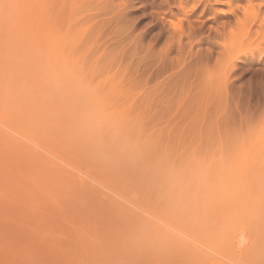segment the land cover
Returning a JSON list of instances; mask_svg holds the SVG:
<instances>
[{
    "label": "bare ground",
    "instance_id": "obj_1",
    "mask_svg": "<svg viewBox=\"0 0 264 264\" xmlns=\"http://www.w3.org/2000/svg\"><path fill=\"white\" fill-rule=\"evenodd\" d=\"M50 1L49 0H0V144L1 143L3 144V145L1 144L0 146V155H1L0 157H2V155L3 156L5 155L4 157H6L5 153H8V151H5V150H9V153L7 155L10 158L12 157V159H10L9 161L13 160V157H14L12 164H10L12 166H9L11 169L8 167V165H5L6 163L4 165L2 164V166L0 164L1 166L0 167V185L5 186L1 188L0 191L6 188L4 192L7 191L6 192V195L8 193L7 198L9 199V201L11 200V203H14V204H16V202L19 203L15 199V197L16 198L22 197L24 193L25 197L28 198L29 196L33 195L35 191L36 193L38 191L40 193L39 195L41 196L43 195L42 197L46 198L45 201L49 202L47 204H49L50 207L52 205L51 209L53 212H58L59 209H61L63 210V212L61 211L63 215L66 213V209H68L69 206L72 205L74 207L75 204H73L72 202L73 201L72 198H74L73 195H76L78 199L80 198V200H78V204L80 205V207L79 205L76 206V208L78 207V209L80 210V213L78 214L79 211L78 212L75 211L76 212L75 213L72 207H71L70 212H69V209L67 211V213H70V214H67L68 216L71 215V211L74 212V213L72 212L74 216L72 217L71 215L72 220L75 221L74 225L72 224V222L71 224L69 223L68 220L70 217H67V215H64V218L68 222L66 223L67 226L68 225L72 226L70 227L71 229L73 228L76 231H78L77 232L78 234H77L76 231H74L75 232L74 233L73 230L71 231V229H66L67 232L69 231L70 232L69 234L68 233L64 234V235L67 234L66 236L69 235L68 236L69 238L73 236V233L76 234L75 236L77 238H74L73 236V240L75 242L77 241L76 243L73 242V245H75L74 249L77 250L76 248H80L78 249V253H76L77 251L76 252L72 251L73 255H69L68 252L71 251L72 247H70L71 248L70 250L68 248V245H66L67 246L66 248L63 247V249H65V251L63 250L64 253H68L67 255H69L70 257L74 256L75 255L74 253H76L77 257L74 256V259H76V262H74L75 260L72 258L73 261L71 263L79 264L78 260L80 264L82 262H83L82 264L88 263V260L86 259H89L90 256L93 254L88 253L89 254V258H88L86 257L88 256V254L84 252H88L89 250H92L94 253L95 248H97L98 251L96 250L97 252H95L96 255L94 256L95 260L94 259L92 260L90 258L89 259L90 262L88 264H91L92 262H93L92 264H100V263L103 264V262L106 259H107L106 263L104 262V264H107L108 261H110L108 264H111V263L113 264L112 261H114V263L116 262V264H119L117 263L116 260L117 259L120 260L119 258L121 257L123 258V260H121L120 264H123L125 261L127 262L128 260H130L129 258L136 255L137 252L139 254H137L136 256L139 255L138 257L140 259L136 260L134 259L135 257L134 256L133 259L131 258L130 262L128 261L129 263L125 262L124 264H131L132 261L135 262L134 264H138L136 262H138L139 260H141V262L139 261L140 262L139 264H147L146 263L147 261L149 262L152 261L153 264H264V123L262 125L260 124V127H257V129L255 130L251 129L252 130L251 132V130L249 129L250 126L248 125L249 128L247 127L246 121L241 122L239 120L243 125H245L244 122L246 123L247 128H244L245 130L249 129L247 130V133L246 132L244 133L243 132L244 129H242L241 131L237 129L236 122H238V125H239V121H236L235 122L236 129L240 131L241 133L243 132L242 134H245V135L243 136L244 137L243 138L244 140H242L243 143L242 145H240L241 140H239L240 139L239 136H241L242 134H240L239 132L240 135L239 136L237 135L239 139L236 136H235L236 138L233 137L235 139H238L235 141H239L237 143L233 139V141L235 142L234 143L232 142L230 138L231 136L229 135L233 131H231V133L229 132L228 137L230 136L229 139L234 145V146H231L233 148L231 149L229 148V146L232 145L231 142H229L230 143V145L228 144L229 146L225 144L227 147H225L222 144V142L224 141L226 137L222 138L223 140L221 139L220 136L222 135L221 134L222 131H221V128L219 129L218 127L219 125L217 126L218 128L216 129L218 132L220 131L219 132L220 136L219 134H217L220 137L219 139L216 137L217 135H215L216 131L214 134V132L210 133L211 130L208 131L209 129L206 130L203 128L204 127L203 125H205V123L207 122V121L205 122L206 119L209 120V126H211L210 125L211 120L209 118L211 116L209 115L211 110L209 112L206 111V114H205L206 116L204 115V119L202 117V121L204 120L203 123L201 120L200 122L197 120L198 122L195 123V120H196L195 117H197L195 116L196 112L193 110L195 108L190 106L191 108L189 107L187 108L189 111L188 110H186V112L182 111L183 115L186 114L187 112L191 113V111L193 110V112H195L194 115L192 114L193 115L192 118L194 117L193 118L194 123L195 124L202 123L200 124V126L202 125L203 127L199 126L201 129H204L205 132L207 131L206 133L209 132L210 135L214 134V136L212 135L211 138L209 137L210 140L212 139L213 141L212 140L209 141V139H207L208 137L206 136V133L201 134V129L199 130L198 128V131H197L195 129V126H193L194 129L192 127L193 131L196 130L198 133H200V134H197L198 137L197 135L194 136L192 134L195 138L197 137L196 141L199 138L198 143L202 144V145L199 144L200 145L199 147L200 150H199L197 146L193 145L195 142L194 138L193 140H190L191 143H189V141L185 139L186 137H184V135L190 136L188 132L192 131L191 126L194 124L192 123L193 122L192 119H191L192 122L190 121L192 125L189 124L190 129L187 126L189 131L188 129L187 130L185 129L184 132L182 131L184 128V125H186V122L184 120L186 119L188 114L185 116L181 115L182 118H180L179 114L176 115L181 119V121L183 120V117H184L183 121L185 123L184 125L180 124L183 126L181 129H179L180 133L178 130H174L175 128L174 129L172 128L173 126L172 120H171L172 123L171 121L169 122L171 124L168 123V121L170 120L169 118L172 117L174 114L173 111L171 112V114L172 113L173 114L168 118V121L166 122H160L162 119H164V117L162 118L163 116L162 114H161L162 115L161 120H157L159 116L155 118L153 115L152 116L154 117L153 119L154 120L156 119L157 121H159L160 123L158 122L157 123L161 124L160 126H162V129L164 130L162 131L159 125L157 126L155 124H151L153 125V127L150 125L152 128H150V126H148V128H150L151 130L154 128V125H155L156 131L154 132L155 130L154 129L153 132H150L153 135L151 134L149 135V133L147 132L148 133L147 135L146 131H149V129L147 130L146 128L147 126L144 125L143 122H146L145 120H147L148 118L151 119L152 117L151 118L149 117L150 114L151 115L154 114L156 110L159 109L160 111H163L165 108L167 109L168 108L167 105L161 104L162 102L161 100V102L159 101L160 108L156 107V105L153 106L151 105L153 103V97H151L152 100L150 101L148 99L150 104L147 105L148 107L146 108L150 109L149 107L153 106V109H155L154 107H156V110H153L150 113L149 112L150 110L147 111V109H145L142 105L141 106L143 108L141 107V110H140V107H137V106L135 107L133 106L132 103L131 105L133 106V108L131 105H130L131 108H128L125 105L128 104L130 99L127 102V101H124V98H123V96H126V95L128 96L132 92L133 93L136 92L137 94L138 92H140L138 90H137L138 92L135 91L136 89H138L134 87V85L135 86L137 85L136 83L140 81H143V82L146 81V83H149V81H151L152 79H153L152 82H155L156 80L160 78L162 79V81L161 82L156 81L158 84H156L155 82L153 84L150 83L149 85L152 84V85L158 86L159 88L164 86L162 87L163 89L162 88L161 89L162 91L163 90L165 91L164 94H166L165 95L166 97L167 95L170 94V93L167 94L169 91H172L170 94L172 95V97L174 96L173 95L174 92H175V95L176 94L181 95V93H178L181 90V92H184V96L187 95L186 96L187 98L184 97L185 99L184 101L186 102H188L187 100L192 101L191 105L193 104L194 99L199 96H201L199 97V99L201 98L202 100L203 98L204 99H207L209 97L213 98V96L215 98V95L216 97H220L218 94L221 92L220 90L222 87H219V86L222 82L225 86L226 82H224L225 80L223 79L225 78L224 75H226V73L230 74L231 70L229 72H225V74L224 73L219 74L217 73V70L216 71H214L215 69L212 70L213 67L211 65L210 71L208 72V69H207L209 66L208 64L213 59H216L215 57L217 56L221 57L226 52V50H228L227 52L231 53V56L230 54L226 52L227 54H224V56L221 57L223 62L222 60H218V64H216L217 61L214 64L218 66L222 64V65H225V67L226 66L230 67L229 64L232 63L233 66L232 65L231 66L236 68V64L238 63V62L236 63V60L238 58H241L240 54L246 47H242L241 45L240 47L241 49L239 48V46L235 48L236 46H233V41L236 40L234 43V45H236L237 43L236 38L240 37L239 31H241V29L239 30V28L242 26V29H244L243 24L245 22L248 23L250 21L248 25L252 23H255V24L257 23L254 21V19L256 18V14L254 13L253 8L256 7L257 10H261L260 8L261 6H263L264 0H244V1L243 0H164L163 1L164 3L160 5L161 8L159 7L161 9L160 12L155 11V10H152V12L149 11L151 12V14L149 15L152 16L151 17L152 18L151 24L153 23L152 27L154 28L159 27L158 30H160L158 31L157 35L155 33L154 35L155 37L152 36V38L154 39L149 38L150 42H149V39H147L149 43L144 42L145 39L143 38L145 37H142V35L144 34L142 32L143 30L141 31L143 34L140 33L141 35H137L139 33L138 29L136 31L138 32L137 34L130 31L132 30L130 27H133V26H131V24L128 23L127 10L128 8L134 6L133 2L135 0H122L123 2H121L120 0L121 3L120 2L116 3L115 0H100L101 2L100 1L98 2L97 7H99V3H101L102 8L100 9V11H102L103 9L104 13L102 15H97L93 18H90L91 16H89V13H86L85 11V13L84 12L83 13H84V16L85 14H88L86 15L87 20H85V18H82L83 16L81 17L82 9L85 6V2L83 3L82 0H80L79 1L80 5L78 6V3H76L75 0H74L75 3L73 2V0H70L72 6L75 7V9L76 7L79 9V7L82 6V3H83V7L81 11L80 10L78 11L76 9L77 10L76 12H78L76 14L77 15L80 14L78 15L79 17H76L75 13L73 17H72V13L70 14L69 20L67 19V24L65 23L66 24L65 26L67 27V29L66 27L63 26L64 23H62V26L64 27V31L62 32L60 28L57 29L58 27H61V25L58 26V23H60L59 20L60 19L62 20V18L65 19V17L68 18L67 16L69 15L70 9L72 6L68 4L69 0H59L58 3H57V0H52L54 1L52 4ZM212 2L213 4L215 2L217 4L224 5V7L221 8L220 6V8H214L215 5L213 6ZM244 2H247V5ZM225 5H226V8H225ZM251 5L253 8L251 7ZM165 6H168V8L163 10V7ZM189 6L194 8L193 14L194 16L197 15V19H194L196 21L194 20L191 21L189 20L190 18L186 16L187 25L184 27H187V28H181L183 26L175 25L174 28L170 29L168 27L170 26L168 25V23L169 24L172 23V26H173L177 20L175 19V21L171 22L170 18H173V16H175L179 11L180 12L182 11V13L184 14L185 13L184 11H186L185 9L188 8ZM73 7L71 9V12H73V10L75 11ZM174 8L178 9V12L176 14H175ZM84 9L86 8L84 7ZM100 11L98 13H100ZM209 12L213 13L215 21H218L217 16L219 14L223 16L228 15V14L233 15L234 22L232 21V23H235L236 26L238 25L237 26L238 28H236V32L238 30L239 31L237 33L233 31L234 29L231 30L232 24L229 23V21H227L228 23H226V21L224 23L221 22L220 27H219L220 24L217 23L216 29H214L215 27H210V29L208 30L209 33L212 31L215 34L217 33L219 34L222 30L225 31L227 28L229 29L231 28L229 30L230 31L229 35L226 32L227 37H225L228 39L229 43L226 42L227 39L226 40L224 39L225 43L229 45L232 44L230 45L231 46L230 50L228 49L230 48L229 45L224 44V41L221 43L219 40H217L220 43H218L217 41L215 43L214 42L215 40L213 42L209 40L208 42L207 39H209L210 36H208V34L207 35L205 34L206 31L204 32V28L206 25H205V21L202 18H204L206 14ZM239 12L241 13L243 12L246 15V20L248 19V17L251 16V14L252 16L250 18H253V19L252 20L248 19L243 24H241ZM95 14H97V11ZM88 17L92 19V23L88 19ZM75 18H77L78 20ZM181 18H184V17L181 16ZM83 19L86 22L88 20L90 21V22H87V24L90 23L89 28H85L86 26H84L85 29H83L82 26H80V24L82 23L87 25L86 23L82 22ZM179 19H180V16L178 18V21ZM70 20L71 22L68 23V21ZM64 21L66 22V20ZM73 21L74 22L79 21L77 23V26H76V22H75V26L73 25L71 26V24L74 23ZM135 21L137 20L135 19ZM245 24L244 26H247V24L246 25ZM68 25H70V27ZM257 26H259L262 29L261 31L263 32L264 22L262 21V23H258ZM72 27L75 28L73 29V31L71 30ZM77 27L84 31L80 33ZM247 27H250V26H247ZM85 30H88V31L85 32ZM232 32L236 34L233 33L234 36L233 35L230 36ZM70 35H75L77 36V38L74 39L75 36H70ZM202 35H206V36L202 37ZM200 36L202 38L199 39ZM249 36L251 37L250 34ZM195 39H199L197 43H195ZM80 40H82L81 42H83L81 45H80L81 43ZM161 40L163 42V43L161 42L163 46L160 47L159 45V48H154L155 44L157 45L158 42L160 43ZM203 42L204 44L206 42L209 43V46L207 48L204 46L205 49L204 48L202 49L201 44ZM70 45H72L73 48ZM74 45L75 46L77 45L75 50L80 51V53L75 51V53L77 52L76 56L73 55L74 52L72 51L75 47ZM83 45H84V49H82L83 51L81 49L80 50L77 49L78 47L80 48ZM237 45H239V41ZM69 47H71L72 50ZM232 47L234 48L232 49ZM154 49H158V50H154ZM239 49L241 50V53L238 54V56L240 55V57L236 58L234 55H235V52ZM254 49L256 48L254 47ZM70 51H72L73 54L70 53ZM230 51L232 52L234 51L233 52L234 54ZM128 54H131V56L134 54L135 55L143 54V56H140L141 58L139 57L140 62L137 59L138 55L136 56L137 58L135 56H132V58L133 57L136 58L135 62H133L134 60H132L131 56H128ZM225 55H228V56H225ZM143 57L147 58V60L146 59L143 60L142 59ZM229 57L231 60L229 59ZM258 57L260 58V55ZM130 58L132 61L130 60ZM232 58L234 59L232 60ZM127 60L129 62L131 61L132 63H134V66L132 65L133 68L130 67L131 65H129L131 64V62L128 63ZM219 61H220V64H219ZM140 63H141V66L143 65L142 67L139 66ZM136 64L138 65V67ZM204 66H206L207 73L205 72V69H203L205 68ZM127 69H129L134 75L130 71H126ZM132 69H134V72ZM200 69L201 70L203 69L202 72L204 71L205 73V74L202 73V76L204 75L206 77L207 74H210L209 77L214 78L215 80L213 79L214 80L213 81L211 78L208 80L207 79L208 77L205 78L203 76V78H201L202 76H198L199 73H197L198 72L197 70H200ZM201 70L199 71L200 75H201ZM128 72L131 73V77L129 78H127L130 75L128 74ZM104 73H106L108 77V78H105V80H103L104 78L103 76H106ZM121 73H123L124 77H120ZM194 73L197 77H195ZM215 73L218 74L219 77L218 75L216 76ZM102 74L103 76H101ZM213 74H215V77ZM136 75L137 77H135ZM132 76L135 78L133 79ZM146 76L150 77L151 80H149L150 78L147 79ZM229 76H227V78H229ZM231 76H230V79H231ZM93 77H96L95 78L96 80L97 78L100 79L102 77L101 78L102 82L101 80H99L100 82L97 80L98 83L97 81L95 83V80ZM199 77L201 78V80ZM110 78L113 82L117 78L119 80L117 79L113 83L112 81L109 80ZM124 78L129 79L128 80L129 83L125 84V86L129 87V89H126V90L124 87H122L124 85L123 83L127 82V80L125 79L126 80L125 81ZM227 78L226 80H229ZM195 81L198 82V84L195 85ZM204 81L206 82L204 83ZM210 81L211 82L213 81L212 84L210 83ZM218 82H220L219 86H214V85H218ZM110 83L111 85L115 83L117 84L119 83L120 86L115 84L117 87L113 86L115 88L113 92L112 89L114 88L110 85ZM228 84L229 86H231L230 83H227V85ZM181 85L183 86V88L181 87ZM227 85L225 87H227ZM229 86H228V89H229ZM130 87H132L133 89L132 88L130 89ZM212 87H214L215 89L214 88L212 89ZM217 87H219L220 90ZM123 88L125 91L123 90ZM216 88L218 89L219 92H217ZM110 90L112 91V94L111 92H109ZM127 90L128 91L130 90L132 92L128 93ZM149 90L151 91L150 88ZM159 90L160 89H158L157 91ZM166 90H168V92ZM224 90L227 91V88ZM214 92H216L217 94ZM116 93H118V96ZM209 93L214 94V95L209 96L208 95ZM158 94L159 96H161L160 94H162V92L160 93L158 92L156 95L155 94L154 95L157 96ZM164 94L162 96H164ZM120 96H122L121 99L123 98V101H122L123 103L121 102V105L116 104L118 102H115V101H118L119 99L118 97ZM146 96H147V93H146ZM166 97L164 98L166 99ZM172 97L170 96V98L168 97L167 98L171 99ZM226 97L227 96L224 97L226 101L225 104H227L228 102ZM112 98H114V101ZM121 99L119 100L121 101ZM178 99H175V100L179 101ZM110 100H112L111 103H110ZM156 100H160V99L157 98ZM181 100L182 99H180L179 101L180 103L178 102H177L178 104L176 103L178 106L182 104ZM184 101H183V104H184ZM196 101L194 104H196ZM204 101L205 100H203V102ZM207 101L205 102L209 104ZM108 102L110 105L108 104ZM203 102L201 103L204 104L205 102L204 103ZM212 102L213 101H211V103ZM224 102H222V105L219 104L221 103V101L218 104L223 107ZM169 103L167 101L168 105ZM211 103H210V106L212 108V111H211V114H212L214 113L213 110H215L214 108L215 106L213 107ZM216 103L217 102L215 101L214 104ZM111 104L112 106L113 105L114 106L111 107ZM183 104L179 107L181 109H178V110H182ZM202 104H200V106ZM218 104L216 105L218 106ZM115 105L119 109L114 108ZM117 105H119V107ZM177 105L174 104L173 107L175 108V106L177 107ZM184 105H190V103L189 104L186 103ZM120 106L121 107L125 106V107L121 108ZM196 106L197 104L195 105V107ZM205 107L204 109L202 108H198V109L202 110L201 112H205ZM211 108L208 106V109L206 110H209ZM144 109L146 112L144 111ZM224 109H226V105ZM139 110L141 112L143 110V114H141ZM169 110L170 109H168V111ZM216 110H218V108ZM137 111H138V114H137ZM220 111H221V108H220ZM156 112H159V111H156ZM178 112L177 110L175 111V113H178ZM221 112L225 113L224 111H221ZM221 112L218 113L219 118L218 117L216 118L217 115L214 114L213 119L214 120L215 118L218 119L217 122H221L219 120L221 117ZM146 113L148 114V116H146ZM167 113L165 115L166 119H167ZM256 113H257V110H256ZM131 114H133L134 117ZM144 114L146 116V119H143V117H145ZM139 115L141 116V118ZM260 115L261 114H259V116ZM262 115H263V111H262ZM200 116H203V114L201 113ZM227 116H228L227 113L225 115L222 114L221 119ZM132 118L134 122L135 121L136 122L138 121V122L135 124L132 121ZM198 118L200 117L198 116L197 119ZM188 119H189V116H188ZM257 119L259 120V123H261L262 119L264 120V117H262L261 120L259 118ZM176 120H177L176 123L179 125L178 123L179 120L176 119L175 117V121ZM256 121H250V122L252 123L254 122L255 124ZM150 123H153V122L150 121ZM163 123H166V124H163ZM187 123H189V121ZM259 123L256 122V124H259ZM145 124H148V123H145ZM177 124L174 126H177ZM254 124H252L251 128L256 126ZM139 125H141L142 127ZM140 127L143 128V130ZM196 131H194L193 133L196 134ZM248 132L249 133L251 132V133L249 134ZM233 133H235V131ZM72 134L74 135L73 137H75V140L73 139ZM246 134L249 135L248 138ZM182 135L183 137H181ZM192 135H191V139H192ZM204 135L206 136V139L208 140L207 143H209L207 144V146L205 145L206 139ZM189 136L187 137L190 138ZM179 137H181L182 139L181 138L179 139ZM215 138L219 142V144L218 142L217 144L218 145L221 144V146H223L221 150H219L221 146L217 148L218 146L215 145L216 144ZM220 139H221V143L219 141ZM68 141L69 142L71 141L70 142L71 144H69ZM76 141H78L77 142L78 145L76 144ZM226 141H224L223 143H226ZM73 142L75 143V145H77L76 148L74 147L75 145L73 144ZM211 142L213 144H211ZM236 143L238 144V146H236L237 145ZM203 144L205 146V149H204ZM189 146H190L189 150L191 149L190 150L191 152L188 150ZM184 147L187 148V151L189 152H187ZM208 147H209V150H208ZM176 148H178L180 152L182 150V154L184 153L183 155H185V152L187 154L185 156H181V153ZM213 148H215L216 150H214ZM212 149L214 150V153ZM208 151L209 153L211 151L210 155H212L213 153L212 157L210 156L211 158L209 157V159H208L209 155L205 157V154L206 155L209 154ZM218 151L220 152V154L217 155V153H219ZM202 153L203 154L205 153L204 156L201 155ZM23 156L25 157L24 160H23ZM15 157L18 160L17 163L15 162ZM35 160H37L38 163ZM23 161H27L26 165L28 167L29 165H32V166L35 165L33 166L35 167V170L32 172L31 167L28 168L24 166ZM41 162L43 163V166L41 165L42 164ZM15 163H16L17 168L14 167ZM19 163H21V166H24V167L20 168L18 166ZM44 165H45V169H44ZM39 167L43 168V171L45 170V172H43V175L42 173L41 175L44 177L48 176L50 177V179L52 178L53 181H57V180H54V177L55 179H59L60 177H62L63 173L61 171L67 172L66 173L67 176L70 177L69 180L72 178V176L74 177L71 180V184L68 180H66L65 174H63L62 180L61 178L60 180H58V183L59 181L63 182L64 180L67 182V186L63 187V191L65 190V192L66 191L67 192L66 193L64 192L62 196L66 195L65 197H63V199L65 200L70 199L69 196L72 197L70 199L71 201L66 200L67 202H65L67 204L72 202V204H69L68 206L66 204V207L68 208L63 206L65 205V203L62 204V206L60 207L58 206V205H61L60 203L61 201L59 200V203H58V200H57V199H60L61 197L59 188L57 187L58 189H55L56 187L55 184H54L55 187H52V184H49L51 187L47 184L49 182L51 183L52 180L47 182L46 180L48 177L46 179H43L44 178L43 177L42 178L43 180L40 178L41 181L35 178L36 175L39 176L38 175L40 172V170L38 171V169H40ZM46 167H49L48 168L49 171L52 169V171L50 172L48 171L47 176H46L47 174ZM3 168L5 169L7 168V170L5 169L2 170ZM18 168H20V170L23 169V172L19 170V172L17 173ZM25 168L26 170H24ZM28 169L31 170L33 175ZM55 169L57 172L55 171ZM15 170L16 172H14ZM59 170L61 173L59 172ZM7 171L10 174V176L8 175V173H6ZM29 174L31 177L28 176ZM57 174H58V178H56ZM2 175L3 177L6 175V177L3 178ZM13 175H15L16 177ZM7 177H8V181L6 179ZM13 177L17 181H19V184H15V185L12 184L14 181H16L13 179ZM28 179H31V180L27 181ZM2 180L4 182H2ZM17 181L15 183H18ZM33 181L35 182L33 183ZM72 181H74V184L77 185L78 187L73 184L75 188L73 187V190L71 191L70 187L72 186ZM24 182L26 183V186L28 187L25 186ZM27 182L29 185L27 184ZM31 183L33 185H31ZM39 183L41 186L39 185ZM43 183H44V186H43ZM11 184L13 186L12 188L9 187ZM62 184H64L65 186L64 182ZM68 184H70L69 187H68ZM82 184L85 186H82ZM19 185L21 188L19 187ZM29 186L30 187L32 186V189L34 188L33 194H28V193H31L30 190H32V189L27 190ZM45 186L46 188H44ZM59 187L62 188V186H59ZM87 187H88V190H87ZM16 188L19 190L20 189L22 190V188H26V190L25 191L22 190L23 192L22 193ZM35 188L37 189L35 190ZM47 188H48V191L46 190ZM51 188L55 189L53 193H51L52 191L49 190ZM76 188L78 189V191ZM15 189L17 190V192ZM84 189L87 190L88 194L87 192L84 193L85 192ZM68 190H70L72 194L69 195ZM89 190H92V191H89ZM9 191L10 193L11 192L12 193L9 194ZM74 191H77L79 195L76 192L73 193ZM61 192H62V189H61ZM15 193H17L18 195L20 193V195L22 196L20 195L18 196ZM36 193H35V196H36ZM54 193L59 194V195L58 194L56 195L57 198L54 196L55 195ZM26 194H28L29 196L27 197ZM92 194L93 195L95 194V195L93 196ZM1 195L4 196V198L2 196L3 199L1 198ZM13 195L14 196L17 195V196H15L13 199L11 198L13 197ZM39 195L37 196L40 199ZM48 195L51 197V201H47V200H50L49 199L50 197ZM95 196L97 198L100 196L101 198L104 197L106 199V201L109 203V206L107 203L106 205L108 207L106 208V205L103 204L105 201L104 198H102L103 200L101 199L103 203L100 202V205L101 207L105 206V209L107 210H109V208H112L111 209L112 214H116L117 211H119L118 212L119 215L116 214L117 216L115 215V220L114 221L112 220L113 223L110 221L111 219L107 217L110 215H111L110 217H112V214L109 213L106 216L104 213L108 212L107 210L104 211L103 213L101 207L99 208L98 206L99 203H97L99 199L95 198ZM0 198L2 200V201L0 200V202L3 205V203L7 200L3 192L2 193L0 192ZM22 198H24V196ZM22 198H20V201L23 202L26 200V199L22 200ZM38 198L36 197L37 200ZM30 200H35V199L31 198ZM52 201H53V204H50V202L52 203ZM84 201L86 202L85 204H83ZM93 201L96 202L97 204L94 203ZM22 202H20V204H22ZM26 202H25V205L30 207V205L26 204ZM46 202H43V203H46ZM1 204H0V208H1L0 212L3 211V214H0V217H1L0 219H2V217L4 218L5 216H9L7 212L9 213L11 211L10 210L11 205H9L10 208H8L9 206L7 202L3 206H1ZM32 204L34 205L33 202ZM33 205H31V208H30L32 209L31 211L37 212L33 210L32 208ZM85 205L86 206L88 205L89 207L93 206L92 210H90L91 208H89L88 206L87 208ZM95 205L96 207L98 206L97 208L100 210V212H102L101 214L97 215L98 210L95 211L96 208L93 209ZM23 206H24V202H23ZM56 206L59 207L58 211L53 209V207L55 208ZM81 206H84V207H81ZM24 207H22L21 209H23ZM29 207H26L28 208V211H30ZM12 208L14 210V207ZM18 208L20 207L17 206V210L19 211H17L16 209H15L16 210L15 213H13L15 210L12 211L14 216L16 214L15 217L12 215L11 212H10L11 217L12 216L13 217L12 218L6 217L8 218V220L9 218H11V220H13L14 218V220L11 222L13 225L9 226L5 222V224L9 227L7 228L6 226L7 229H10L11 227L15 225L14 221H15V218L17 217V213H19L18 215H20V218L23 217V219L24 218L28 219L27 223L28 221L31 223L32 220L30 221L29 216H27V214H24V216H22L23 214H21L22 213L21 209H18ZM76 208L75 210H77ZM84 208H87V209L85 210ZM55 209H57V207ZM114 209L117 211L114 212L115 211ZM83 210H85V215L82 214ZM86 211H88L89 213H91V211L92 212L95 211L96 214L94 213L88 214V212ZM42 214L43 213L41 214L35 213L36 218L32 217V219L33 218L35 219L33 220V222L36 223L37 217H39L37 215L41 216ZM59 214L60 213L58 212V215ZM86 215H89V216H86ZM104 215L106 218L104 217ZM75 216H76V220L74 218ZM82 216H83V219H82ZM94 216L95 217L97 216V219L95 218L94 220ZM43 217L41 216L40 219L41 218L43 219ZM87 217H89L90 220L94 221L93 226L90 225L92 224V222L89 221ZM90 217L91 218L93 217V218L91 219ZM99 217L101 218V220H99ZM103 217L104 219H107V218L108 219L104 220ZM6 218L4 219L7 221ZM78 218L82 219V221L81 220L79 221ZM85 218L88 220H86ZM116 219H120L119 220L120 222ZM17 220L20 222L19 218ZM96 220L97 221L99 220V223L101 224L100 227H98L100 225L99 223H97L98 225L96 224L97 222ZM0 221H3V220H0ZM18 221H16L15 223H17ZM44 221H42L43 224H40L42 222H40V220L38 219V222L36 223V225L39 226L38 224H40L39 228H44L46 224V222ZM101 221L103 224L101 223ZM105 221H107V223ZM49 222L47 224V227L48 226L50 227L52 225L50 228H52L53 230L49 228L51 230L50 231L46 227V229L48 230L47 232H44L46 231L45 228L44 230L43 229L40 230L38 229V227L37 228L34 227L35 224L33 223H32L33 225L32 230L33 229L34 230L33 231L29 230L30 233L29 231L26 230V224H23L25 228L24 226L23 228L21 226L20 229H23L22 232H25V234L28 233L29 235V234L34 233L36 236H37V233L41 231L38 233V237H39V234L40 236L42 235L40 238L41 242L44 241L43 240L44 238L42 237H45L47 233H49L46 236V238L48 237L49 238L48 242L51 243L52 241L50 240L51 238L50 236L54 234L55 231L57 232L58 229L56 230V228L59 225L57 224V221H55L56 222L55 225L49 224ZM76 223L77 224L79 223L78 226ZM116 223L118 224L117 226H116ZM19 224H17L18 227L21 225ZM59 224H60L59 229L63 230L62 229L63 225L61 223ZM85 224L87 225L85 226ZM104 224L106 226L105 233L107 234V236L103 232L104 231L103 227H105ZM0 225H4V224H0ZM42 225L44 226L42 227ZM80 225L81 227H84L86 229L81 228ZM29 226L31 227V225ZM29 226L27 227V229L29 228ZM76 226L79 228H77ZM95 226L98 228L94 230ZM115 226H116V230H114ZM4 227H1V228L4 229ZM76 228L79 230H77ZM36 229L39 231H37ZM11 230H14V227ZM11 230L10 232H8V230L4 229V234L7 233L13 236L14 233L12 234V232H14L15 230L14 231H11ZM85 230H87V232ZM92 230L94 232L97 230L96 231L98 232L97 234L100 233L99 236L96 235L98 236L97 237L98 239L103 238L104 234H105L104 237L111 236V234L113 235L116 234L115 236L116 238L113 235L112 236L116 240L119 238L120 239L123 238V240H121L123 243V246H122V243L119 244L121 241L119 242V240H117L118 242L117 241L116 242L119 247L118 249L116 247L114 248V246H116L115 244L116 242L115 240L112 239L113 238L112 236H111L112 238L109 237L112 239L111 241L109 240V238L106 239L107 241H105L104 238H103L104 240L102 239L98 240L100 243H101V240L103 241L100 245L103 244L104 246L105 244L106 246L104 247H107V244L110 243V245H108V248H104L103 246H98L97 244L98 241L95 240L97 239L96 236L94 239L95 241L94 240L92 241V239L90 238L91 236L95 235V233L92 232ZM106 230H108L109 232L108 231L106 232ZM52 231L54 233H52ZM41 233H44L45 235ZM86 233L88 234V236ZM17 234H19V232ZM86 237L90 238L91 240L90 239H89L90 241L87 240ZM48 238L46 240H48ZM85 238L89 243V245L86 244L87 247H85L86 245L85 246L83 245L84 243H86ZM35 239H34V242H35ZM22 240L23 239L21 238V241ZM40 241H37V242H40ZM12 242L14 243L13 240ZM43 243L46 246V242L44 241ZM50 243H48L47 244L48 246L46 247L48 248L50 246L48 250H51L50 249L52 246L51 244H53V243L51 244ZM77 243L79 245L82 244L81 247L79 245H78L79 247H76ZM124 243L128 247V249L127 247H124ZM126 243H128L129 245ZM58 244L61 245V242H58ZM70 244L71 243H69V245ZM129 247L131 249L130 251H132L133 253L136 252V254L133 255L132 252H129ZM120 248H122L125 251L122 252L123 250ZM109 249H112V250H109ZM66 250H68V252ZM118 250L119 251L122 250L121 251L122 253L119 252ZM3 251L5 252V254L3 253ZM3 251L1 254H3L4 256L5 255L7 256L6 250H3ZM101 251L103 253H101ZM117 252H119V255ZM128 252L130 256L128 255ZM140 252L141 254L143 253L146 257H148V260L147 258L140 256L141 255ZM8 253H9V250H8ZM79 253L84 256H81ZM105 253H108V254H105ZM126 254L128 255V259L123 257V256H126ZM3 255H1L0 257H3ZM78 255H80V258H82L81 260L84 259L82 262ZM110 255L117 256V257L119 256V258L112 257L113 259L112 260L110 259L111 258ZM103 256L105 257V259L103 258ZM5 257H3V261L4 259L6 260L8 256L6 258ZM96 257H99L100 259L102 257L103 260L102 259L98 260V258ZM141 257L145 258L146 260L145 259H144L145 261L142 260L143 258ZM8 260H12L10 259V253H9ZM70 260L71 259L69 258V261ZM96 260L97 262L95 263ZM142 261H144V263ZM1 262L2 260L0 261V264ZM14 263L15 261L12 264Z\"/></svg>",
    "mask_w": 264,
    "mask_h": 264
},
{
    "label": "rangeland",
    "instance_id": "obj_2",
    "mask_svg": "<svg viewBox=\"0 0 264 264\" xmlns=\"http://www.w3.org/2000/svg\"><path fill=\"white\" fill-rule=\"evenodd\" d=\"M49 1H50V0H49ZM58 1H59V0H57V3H58ZM75 1H76V3H78V6H79V5H80V3H79L80 0H78V2H77V0H75ZM99 1H100V0H98V1H97V0H82L83 3L85 2V6H84V7H85L87 10L84 9V7H83V3H82V6L79 7V9H78L77 7H76V9H77L78 11H79V10L81 11V9H82V7H83V9H82V13H83V12L85 13V11H86V13H89V16H91L90 18H93V17H95V16H97V15H102V14L104 13L103 9H102V11H100V9L102 8V4L99 3V7H100V5H101V7H100V8L97 7ZM163 1H164V0H139V1L135 0V1H134L135 3L133 2V5H134V6L128 8L129 11L127 10V17H128L127 20H128V23H130L131 26H133V27H130V28L132 29V30H130V31H132V32H134V33H136V34L139 32L137 35H141V34L144 33V34L142 35V37H145V38H143V39H145V40H144L145 43L148 42L147 39H149V38H150V39H154V38H152V36L155 37V36H154L155 33H156V35H157L158 31H160V30H158L159 27H158V28H156V27H155V28L152 27V26H153V23L151 24V20H152L151 17H152V16L149 15V14H151L152 10H155V11L160 12V11H161V9H160V8H161L160 5H162V3H164ZM243 1H244V0H243ZM50 2H51V4H52L54 1L51 0ZM73 2H74V0H73ZM100 2H101V1H100ZM115 2H116V3H117V2H120V0H119V1H118V0H117V1L115 0ZM121 2H123V1L121 0ZM121 2H120V3H121ZM74 3H75V2H74ZM244 3L247 5V2H244ZM68 4H70V5L72 6L70 0L68 1ZM216 4H217V3L214 2V4H213V2H212V5H213V6L215 5L214 8H220V6H221V8L224 7V5H220V4H217V5H216ZM249 4H250V3H249ZM249 4H248V5H249ZM136 5H137V6H136ZM150 5H151V6H150ZM74 6H76V5H74ZM217 6H218V7H217ZM69 7H70V6H69ZM72 7H73V6H72ZM72 7H71V9H72ZM159 7H160V8H159ZM251 7H252V5H251ZM73 8L75 9V7H73ZM167 8H168V6H165V7H163V10H165V9H167ZM225 8H226V5H225ZM252 8H253V7H252ZM54 9H55V8H54ZM69 9H70V8H69ZM71 9H70V13H69V15L67 16L68 18L65 17V19L62 18V20H61V19L59 20L60 23H58V26L61 25V27H58L57 29L60 28V29H61V32L64 31V27H66L65 25L67 24V19L69 20V16H70L71 13H72V17H73V15H74V13H75V16H76V17H79L78 15H80V14H78V15L76 14V13H78V12H76V11H77L76 9H75V11L73 10V12H71ZM98 9H99L100 13H98V12H99ZM260 9H261V10H257L256 7L253 8L254 13L256 14V18L254 17V18H255L254 21L257 22L256 24H255V23H252V24H249V25H248V23H250V21H249L248 23L245 22V21H247L248 19H249V20H250V19H251V20L253 19V18H250V17L252 16V14H251V16L248 17V19L246 20V15H245L243 12H242V13L239 12L240 19H241V24H243V23L245 22V23L247 24V26H250V27L244 26V24H245V23H244V24H243L244 29H242V26H241V27L239 28V30L241 29V31L238 30L239 33H240V34L238 33V34L240 35V37H239V35H238L239 38H236V39H237V43H236V45H234V43H235L236 40L233 41V46H236L235 48H237V46H239V48H240L241 45H242V47H246V48L242 51V53H241V50H240L241 48L235 52V55H234V56H235L236 58L240 57V55H241V58H238V59L236 60V63L238 62V63L236 64V68H235V67H232V66H233L232 63L229 64L230 67L226 66L227 68L225 67V65H222V64L219 65V66L214 64V63H216V61H217L216 64H218V60H222L221 57L224 56V54H227V53H228V52H227L228 50H226L227 53L225 52L221 57H218V56L215 57L216 59H213V60L208 64L209 66L207 65V66H208V68H207V69H208V72L210 71V67H211V65H212V67H213L212 70H214V69H215L214 71L217 70V73H219V74H223V73L225 74V72H229V71L231 70L230 74L226 73V75H224L225 78H223V79L225 80L224 82H226L225 86L227 85V83H230L231 86H229V84H228L227 87H225L222 81H221L222 83L220 84V86H219V83H220V82H218V85H214V86L222 87L221 90L219 89V87H217V88L221 91V92L218 94L221 98H220V97H216V95H215V98H214V96H213V98H212V97H209L210 95H214V94H210V93H211V92H210V93L208 94L209 96L207 95L209 98H207V97H206L207 99H204L203 97H202V98H203V100H205V101H207V100L210 101V100H211V101H213L212 103H211V101H210V102L207 101L209 104H207L205 101H204V102H205V103H204L203 100H202L201 98H200V99H201L202 101L199 99V97H201V96H199V97H196L197 99H196V98L194 99L193 104L191 105L192 101H189V100H187V99H186V100H187L188 102L184 101V100H185L184 97L187 98V97H186L187 95L184 96V92H181V90H180V92H178V93H181V95L178 94L181 98H180L177 94L175 95V92H174V91H173V92H174V94H173L174 96L172 97V95H170L172 91H169V92H168V90H166V91L168 92L167 94L170 93L169 95L173 98V99H172V98H171V99H168V98H170V96L167 95V97H168V98H167V97L165 96L166 94H164L165 91H164V90L162 91V89H163L162 87H164V86H162V87H161L162 89H161V88H159L158 86L152 85V84L155 83L156 81H157V82H161L162 79L160 78V79H158V80H160V81L156 80L155 82H152L153 79L151 80V78L148 77V76H149V75H148V76H146V78H147V79L150 78L149 80H151V81H149V83H146V81H144L145 83H144L143 81H140V82H138L139 84L136 83L138 86H137V85H136V86L134 85L135 88H138V89H136V90L134 89V90H135V91H137V90L140 91V92L137 91L138 94H137L136 92L133 93L132 91H130V90L128 91V90H127L128 93H130V92H132V93H130L128 96L126 95L127 97H126V96H123L124 101H127V102H128V100L130 99V101H129L130 104H129V102H128V104L125 105V106H127L128 108H131V106H132L131 103H132L133 106H135V107H136V106H137V107H140V110H141V107H142V106H143L145 109H147V108H146V107H148L147 105L150 104V102L148 101V99L151 101V100H152L151 97H153V103L151 102V103H152L151 105H153V106L156 105V107H159V106H160V102H161V100H162L163 103L161 102V104H163V105H167L168 108L166 109V108H165L166 106H165L164 108H165L166 110L164 109L163 111H160L158 108H157L158 110H156V107H154L155 109H153V106H150V107H149L150 109H147V111L150 110V111H149L150 113H151V111H153V110H156V111H159V112H156V111H155L154 114H152V115L150 114L149 117L151 118V117L154 115V117L157 118V116H159L157 120H161V116L163 115L162 118L164 117V119H162L163 121L161 120L160 122H166V121H168V118L174 113L173 116L169 118L170 120L168 121V123L172 120L173 123H174V124H173L172 121H171V123H172V125H173L172 128H173V129L175 128L174 130H178V131H179V129H181V128L183 127L182 125H184V123L186 122V125H184V128H183V130H182V131L184 132L185 129L187 130V129L189 128V126L192 125V124L190 123V121L192 122V120H193L192 123H194V119H193L194 117L192 118V116L194 115L195 112H196V113H195V114H196L195 116H197V117L199 116V117H200V118H198V119H197V117H195V119H196V120H195V123H196V122H198V121L200 122V120L202 121V117H203V119H204V115L206 114V111H208V112H209L210 110L212 111V108H211V106H210V103H211L213 107L215 106V107H214L215 110H213V111H214V113H212L213 115L211 114V111H210V114H209V115H211L212 117H211V116H210V117L208 116V117H209L210 120H211V121H210V125H211V126L213 125V126H212V128H211V126H209V120H207V119L205 120V122L207 121L208 124H207V122H206L205 125H203L204 127H203L202 125H201V126H202L204 129H206V130L209 129L208 131H210V130L212 131V130L214 129L212 132L210 131V133H213V132H214V134H215V131H216V134H215V135L219 134V132H220V131L218 132L216 129H217L218 127H219V129L221 128V131H222L221 134H222V135L220 136V134H219V136L221 137V139L226 137L225 139H226L227 141L224 139V141H226V143H223L224 141L222 142V144H223L225 147H227V146L230 145L229 142H231V140H232V142H234L235 140H238L239 138L237 137V135L239 136V135L242 134L243 132H244V133H245V132L247 133V130H249V129H250V130H251V129H254V130H255V129H257V127H260V124L262 125V124L264 123V120L262 119V117H264V116H263V115H264V108H263V107H264V86H263V85H264V76H263V75H264V60H263V59H264V52H263V51H264V34H263V33H264V30H263V32H262V31H261L262 29H261L259 26H257V24H258V23H262V21L264 22V4H263V6H261ZM83 10H84V11H83ZM185 10H186V11H184V12H185V13H184L185 15H184V14L182 13V11H181V12H180V11L178 12V9H177V8H174L175 14H176L177 12H178V13H177L175 16H173V18H170V21L172 22V21H175V19H177V20H176L175 24L173 23V24H174L173 26H172V23H171V24L168 23V25L172 26V27L168 26L170 29H171V28H174L175 25L183 26V27H181V28H187V27H184V26L187 25V24H186V23H187V22H186V21H187V20H186V16L189 17V18H190L189 20H191V21H193L194 19H197V15L194 16V14H193V13H194V8H193V7L189 6V7L186 8ZM96 11H97V14H95ZM149 11H151V12H149ZM90 12H91L92 14H91ZM93 12H94V13H93ZM101 12H102V13H101ZM79 13H81V12H79ZM82 13H81V17L83 16L82 18H85V20H87V19H86V18H87L86 15H88V14H85V16H84V13H83V14H82ZM211 13H212V12L207 13L206 16H205L204 18H202V19L205 21V25H206L205 28H204V32L206 31L205 34H206V35L208 34V36H210L209 39H207L208 42H209V40H211L212 42L215 40L214 42L216 43V41L219 40V41L222 43V42L224 41V39H225V40L227 39V38H225V37H227L226 32H227V34L229 35V32H230L229 30H230L231 28H232L231 30L234 29L233 31L236 32V28H238V27H237L238 25L236 26L235 23H232V21L234 22V17H233V15H231V14H228V15H224V16H223V15H221V14L218 15V13H217V15H218V16H217L218 21H215V19H214V15H213V13H212V14H211ZM181 14H182V15H181ZM192 14H193L194 18H193V16H192ZM131 15H132V16H131ZM189 15H190V16H189ZM220 15H221V16H220ZM65 16H66V15H65ZM75 16H74V17H75ZM179 16H180V19H179V21H178ZM181 16L184 17V18H181ZM230 16H231V17H230ZM253 16H255V15H253ZM72 17H71V18H72ZM81 17H80V18H81ZM133 17H134V18H133ZM174 17H175V18H174ZM211 17H212V18H211ZM221 17H223V18H221ZM90 18L88 17V19H89V20L91 21V23H92V19H90ZM192 18H193V19H192ZM72 19H73V18H72ZM75 19H77V18H75ZM132 19H133L134 22L132 21ZM135 19H136L137 21H135ZM172 19H173V20H172ZM220 19H221V21H220ZM232 19H233V20H232ZM64 20H66V22H65ZM77 20H78V19H77ZM80 20H81V19H80ZM89 20H88L87 22H90ZM180 20H181V21H180ZM63 21H64V22H63ZM194 21H196V20H194ZM225 21H226V23H228L227 21H229V23L232 24V27H231L230 29L227 28L225 31L222 30L219 34H218V33L215 34V33L212 32L211 30H210V31H211L210 33L208 32V30L210 29V27H215L214 29H216V27H217V23L220 24L221 22L224 23ZM230 21H231V22H230ZM254 21H252V22H254ZM70 22H71V20L68 21V23H70ZM73 22H74V21H73ZM73 22H72V23H73ZM75 22H76V21H75ZM75 22H74L73 24H71V26H72V25L75 26ZM78 22H79V21H78ZM78 22H76V26H77V23H78ZM82 22H84V23L87 24V22L84 21V19H83ZM82 22H81V23H82ZM131 22H133V23H131ZM178 22H179V23H178ZM180 22H181V24H180ZM62 23H64V24H63L64 27L62 26ZM65 23H66V24H65ZM149 23H150V24H149ZM183 23H184V24H183ZM82 24H83V23H82ZM82 24H80V26H82L83 29H85V28H89L90 23L87 24V25H85V24L82 25ZM130 24H129V25H130ZM179 24H180V25H179ZM246 24H245V25H246ZM148 25H149V26H148ZM234 25H235V26H234ZM259 25H260V24H259ZM68 26L70 27V25H68ZM80 26H78V27H80ZM84 26H86V27L84 28ZM178 26H176V27H178ZM220 26H221V24L219 25V27H220ZM233 26H234V27H233ZM78 27H77V28H78ZM253 27H254V28H253ZM245 28H246V29H245ZM251 28H252L253 31L251 30ZM66 29H67V27H66ZM73 29H75V28L72 27L71 30L73 31ZM78 29H79V28H78ZM78 29H77V30H78ZM137 29H138V32H136ZM206 29H207V30H206ZM248 29H249V30H248ZM68 30H69V29H68ZM77 30H76V31H77ZM89 30H90V29H89ZM139 30H140V31H139ZM142 30H143V31H142ZM242 30H243V31H242ZM79 31H80V33H81V32H83L84 30L79 29ZM86 31H88V30H85V32H86ZM141 31H142L143 33H142ZM238 31H237V32H238ZM247 31H248V33H247ZM251 31H252V32H251ZM67 32H68V31H67ZM207 32H208V33H207ZM234 32H232V34H231L230 36H232ZM237 32H236V33H237ZM249 32H250V33H249ZM70 33H71V32H70ZM140 33H141V34H140ZM151 33H152V34H151ZM213 33H214V34H213ZM236 33H234V34H236ZM244 33H245V34H244ZM251 33H252V34H251ZM67 34H69V33H67ZM86 34H88V33H86ZM249 34L251 35V37L249 36ZM82 35H83V34H82ZM84 35H85V33H84ZM206 35H202V37H203V36H206ZM212 35H213V36H212ZM215 35H217V36H215ZM70 36H75V35H70ZM147 36H148V38H147ZM211 36H212L213 38H212ZM214 36H215V37H214ZM233 36H234V35H233ZM236 36H237V35H236ZM236 36H235V37H236ZM202 37L200 36L199 39L202 38ZM75 38H77V36H75L74 39H75ZM231 38H232V37H231ZM150 39H149V42H150ZM199 39H195V43H197V41H198ZM229 40H230V38H229ZM233 40H234V38H233ZM81 41H82V40H80V42H81ZM211 41H210V42H211ZM219 41H217V42L220 43ZM231 41H232V39H231ZM238 41H239V45H237V44H238ZM75 42H76V41H75ZM149 42H148V43H149ZM161 42H162V40L160 41V43H161ZM208 42H206L205 44H204V42H203V43L201 44V45H202V49H203V48L205 49V47L207 48V47L209 46V43H208ZM226 42H228V39H227ZM82 43H83V42H81L80 45H81ZM160 43L158 42L157 45L155 44V47H154V48H159V45H160V47L163 46V45H162L163 42H162L161 44H160ZM228 43H229V42H228ZM231 43H232V42H231ZM207 44H208V45H207ZM224 44L229 45V44L225 43V41H224ZM77 45H78V44H77ZM77 45H76V46L74 45L75 47H74L73 50H72V48H73L72 45H70L72 48L69 47V48H71V50L74 52V54H73L72 51H70V53H72V54L75 55V56H76L77 52L80 53V51L75 50V48L77 47ZM80 45H79V46H80ZM145 45H146V44H145ZM147 45H148V44H147ZM230 45H232V44H230ZM230 45H229L230 48L227 47L229 50L231 49V46H230ZM204 46H205V47H204ZM254 47H255L257 50H258V49H259V50L257 51L256 49H254ZM225 48H226V46H225ZM233 48H234V47H232V49H233ZM77 49H78V50H80V49H81V50L84 49V45H83L82 47H80V48L78 47ZM160 49H161V48H160ZM248 49H250V50H248ZM252 49H253V50H252ZM68 50H69V49H68ZM154 50H158V49H154ZM234 50H235V49H234ZM255 50H256V51H255ZM261 50H262V51H261ZM75 51H77V52L75 53ZM82 51H83V50H82ZM82 51H81V52H82ZM244 51H245V52H244ZM248 51H249V52H248ZM251 51H252V52H251ZM254 51H255V52H254ZM230 52H232V51H230ZM233 52H234V51H233ZM233 52H232V53H233ZM237 52H239V53H237ZM256 52H257V53H256ZM258 52H259V54H258ZM260 52H261V53L263 52V53L261 54ZM240 53H241V54H240ZM248 53H250V54H248ZM251 53H252V55H251ZM173 54H174V53H173ZM228 54H230V56H231V53H228ZM233 54H234V53H233ZM238 54H240V55L238 56ZM69 55H70V54H69ZM137 55H138V56H137ZM216 55H217V54H216ZM216 55H215V56H216ZM255 55H257V56H255ZM259 55H260V58L258 57ZM77 56H78V55H77ZM128 56H131V54H128ZM132 56H135V57L137 56L138 58H137V57H136V58H137L138 61H139V60H140L139 57H140V56H143V54H141V55H139V54H136V55H135V54H134V55H132ZM132 56H131V58H132ZM173 56H174V55H173ZM225 56H228V55H225ZM232 56H233V55H232ZM248 56H249V57H248ZM135 57L132 58V60H134L133 62H135V60H136ZM242 57H243V58H242ZM246 57H247V58H246ZM250 57H251V58H250ZM131 58H130V60H131ZM134 58H135V59H134ZM140 58H141V57H140ZM217 58H218V59H217ZM226 58H227V57H226ZM245 58H246L247 60H246ZM71 59H72V58H71ZM142 59H143V60H144V59L147 60V58H145V57H143ZM142 59H141V60H142ZM223 59H224V58H223ZM229 59H230V57H229ZM229 59H228V60H229ZM233 59H234V58H232V60H233ZM239 59H241V60H239ZM249 59H251V60H249ZM132 60H131V61H132ZM143 60H142V61H143ZM214 60H215V62H214ZM225 60H226V59H225ZM230 60H231V59H230ZM254 60H255V61H254ZM127 61H128V60H127ZM131 61H130V62H131ZM251 61H252V62H251ZM259 61H261V62H259ZM130 62L128 61V63H130ZM139 62H140V61H139ZM139 62H138V63H139ZM144 62H145V61H144ZM144 62H143V63H144ZM222 62H223V60H222ZM226 62H227V61H226ZM247 62H248V63H247ZM256 62H257V63H256ZM138 63H137V64H138ZM143 63H142V64H143ZM229 63H230V62H229ZM137 64H136V65H137ZM219 64H220V61H219ZM129 65H131L130 67H132V65L134 66V63L131 62V64H129ZM136 65H135V66H136ZM213 65H214V66H213ZM227 65H228V63H227ZM231 65H232V66H231ZM139 66H141V63H140ZM142 66H143V65H142ZM142 66H141V67H142ZM216 66H217V68H216ZM137 67H138V65H137ZM204 67H205V68H203V69H205V72H206V71H207V70H206V66H204ZM214 67H215V68H214ZM132 68H133V67H132ZM229 68H231V69H229ZM203 69H202V70H203ZM233 69H234L235 71H234ZM132 70H133V72H134V69H132ZM200 70H201V69H200ZM200 70H197V71H198L197 73H199L198 76H202V73H204V71L202 72V70H201V75H200V72H199ZM227 70H228V71H227ZM126 71H130V70L127 69ZM233 71H234V72H233ZM124 72H125V71H124ZM130 72H131V71H130ZM195 72H196V71H195ZM232 72H233V73H232ZM106 73H107V72H106ZM106 73H104L106 76H103V74L101 75V76L104 77L103 80H105V78H108ZM126 73H127V72H126ZM131 73H132V72H131ZM131 73L128 72V74H130V75H129V76L127 75V76H128L127 78L131 77ZM197 73H196V74H197ZM206 73H207V72H206ZM210 73H211V72H210ZM212 73H213V72H212ZM96 74H98V73H96ZM96 74H95V75H96ZM124 74H125V73H124ZM132 74H133V73H132ZM204 74H205V73H204ZM215 74H216V73H215ZM215 74H213L214 77H215ZM133 75H134V74H133ZM137 75H138V74H137ZM137 75H136L135 77H137ZM194 75H195V73H194ZM194 75H192V76H194ZM217 75H218V74H216V76H217ZM229 75H230V76L232 75V76H231V79H230V76H229ZM98 76H99V75H98ZM98 76H97V77H98ZM108 76H109V74H108ZM203 76H204V75H203ZM203 76H202L201 78H203ZM209 76H210V74H207V76H206V77H208V78H207L208 80L211 78V77H209ZM227 76H229V78H227ZM118 77H119V76H118ZM120 77H124V76H123V73H121V76H120ZM120 77H119V78H120ZM135 77L132 76L133 79H134ZM195 77H197V76L195 75ZM195 77H194V78H195ZM204 77H205V76H204ZM206 77H205V78H206ZM218 77H219V75H218ZM221 77H222V76H221ZM93 78H94L95 83H96V81H97V80H98V81L101 80L102 77H101V78L99 77L100 79L97 78V80L95 79L96 77H93ZM162 78H163V77H162ZM192 78H193V77H192ZM199 78H200V77H199ZM201 78H200V80H201ZM226 78L229 79V80H226ZM117 79H118V78H117ZM117 79H116V80H117ZM125 79H126V78H124V80H125ZM195 79H196V78H195ZM207 79H206V80H207ZM211 79L213 80L214 78H211ZM220 79H222V78H220ZM109 80L112 81L111 78H110ZM113 80H115V79H113ZM116 80H115V81H116ZM118 80H119V79H118ZM126 80H127V82L123 83L124 85L122 84V85H123L122 87H124L125 90H126V89H129V87L125 86V84H128V83H129V81H128L129 79H126ZM126 80H125V81H126ZM131 80H132V79H131ZM193 80H194V79H193ZM202 80H203V79H202ZM208 80H207V81H208ZM214 80H215V79H214ZM214 80H213V81H214ZM218 80H219V79H218ZM98 81H97V83H98ZM115 81H114V82H115ZM213 81H212V82H213ZM227 81H229V82H227ZM99 82H100V81H99ZM101 82H102V80H101ZM112 82H113V81H112ZM114 82H113V83H114ZM147 82H148V81H147ZM157 82H156V84H158ZM205 82H206V81H204V83H205ZM212 82L210 81L211 84H212ZM216 82H217V81H216ZM216 82H214V83H216ZM231 82H233V83H231ZM150 83H152V84L149 85ZM115 84H117V83H115ZM115 84L111 85V83H110V85H111L112 87H113V86L117 87ZM146 84H148V85H146ZM196 84H198V82L195 81V85H196ZM211 84H210V85H211ZM222 84H223V85H222ZM232 84H233V85H232ZM105 85H106V84H105ZM105 85H104V87H105ZM117 85H119V83H118ZM119 86H120V85H119ZM149 86H150V87H149ZM151 86H152L153 89L151 88ZM201 86H202V84H201ZM228 86H229V89H228ZM126 87H127V88H126ZM156 87H157V88H156ZM181 87L183 88L182 85H181ZM199 87H200V86H199ZM223 87H224V88H223ZM113 88H114V87H113ZM118 88H119V87H118ZM118 88H117V89H118ZM124 88H123V90H124ZM131 88H132V87H130V89H131ZM149 88L151 89V91L149 90ZM209 88H210V87H209ZM213 88H214V87H212V89H213ZM217 88H216V89H217ZM226 88H227V91L224 90V89H226ZM132 89H133V88H132ZM140 89H141V90H140ZM156 89H157V90L160 89V90L157 91ZM214 89H215V88H214ZM218 89H217V92H219ZM114 90H115V88L112 89L113 92H114ZM123 90H122V91H123ZM125 90H124V91H125ZM134 90H133V91H134ZM148 90H149V91H148ZM178 90H179V89H178ZM178 90H177V91H178ZM223 90H224L225 93L223 92ZM112 91L110 90L109 92H111V94H112ZM154 91H155L156 93H155ZM213 91H214V90H213ZM149 92H150V94H149ZM158 92H159V93L162 92V94H160V95L162 96V95L164 94V96L161 97V96H159V94H158L157 96H155ZM118 93H119V92H118ZM118 93H116L117 96H118ZM120 93H121V92H120ZM135 93H136V94H135ZM146 93H147V96H146ZM214 93H216V92H214ZM124 94H125V92H124ZM126 94H127V92H126ZM134 94H135V95H134ZM141 94H142V95H141ZM154 94H155V95H154ZM216 94H217V93H216ZM224 94H225V95H224ZM109 95H110V94H109ZM113 95H115V94H113ZM119 95H120V94H119ZM144 95H145V96H144ZM150 95H151V96H150ZM218 95H217V96H218ZM117 96H116V97H117ZM154 96H155L156 98H155ZM176 96H177V97H176ZM225 96H227V97H226V99H227V101H228L227 104H225V103H226V101H225V99H224ZM109 97H110V96H109ZM121 97H122V96H120V97H118V98L121 99ZM147 97H148V98H147ZM149 97H150V98H149ZM160 97H161L162 99H161ZM164 97H166V99H165ZM178 97H179V99H178ZM114 98H115V96H114ZM114 98H112L113 101H114ZM118 98H117V99H118ZM123 98L121 99V101H120L119 99H118V101H115V102H118V103H116V104H120V105H121V102L123 101ZM157 98H159L160 100H156ZM218 98H220V99H218ZM222 98H223V99H222ZM163 99H164V100H163ZM175 99H178L179 101H180V99H182V100H181V103H182V104H183V101H184V104H186V103L189 104V103H190V105H184V104H183L182 110H178V109H181V108H179V107H180L182 104H181V105L179 104L180 106H178L177 104L180 103V102L177 101V100H175ZM188 99H189V98H188ZM215 99H216V100H215ZM221 99H222V100H221ZM115 100H116V98H115ZM155 100H156V101H155ZM169 100H170V101H169ZM174 100H175V101H174ZM196 100L199 101V102H200V101L203 102L207 108L204 106V104H202L201 102L199 103V102H197ZM111 101H112V100H110V103H111ZM119 101H120V103H119ZM159 101H160V102H159ZM164 101H165V102H164ZM167 101H168V103L170 102L169 105L167 104ZM171 101H173V102H171ZM195 101H196V104H197L196 107H195L196 104H194ZM215 101L217 102L216 104H218V103L221 101V103H219L220 105H222V102H224V101H225V102L223 103V107H222V106H220L219 104H218V106H217L216 104H214ZM218 101H219V102H218ZM148 102H149V103H148ZM154 102H155V103H154ZM156 102H157L158 106H157ZM177 102H178V103H177ZM185 102H186V103H185ZM113 103H114V102H113ZM122 103H123V102H122ZM124 103H125V102H124ZM164 103H165V104H164ZM171 103H173V104H171ZM176 103H177V104H176ZM108 104H109V102H108ZM174 104L177 105V107L175 106V108H174V107H173ZM198 104H199V105H198ZM200 104H202V105L200 106ZM109 105H110V104H109ZM122 105H123V104H122ZM130 105H131V106H130ZM139 105H140V106H139ZM141 105H142V106H141ZM163 105H162V106H163ZM207 105H208L211 109L206 110V109H208V106H207ZM225 105H226V109H224ZM262 105H263V106H262ZM113 106H114V105H113ZM113 106H112V104H111V107H113ZM117 106L119 107V105H117ZM125 106H124V107H125ZM133 106H132V108H133ZM169 106H170V107H169ZM184 106H186V107H184ZM190 106H191V107H194L196 110H197L198 108H202V109H204V107H205V112H201L202 110H199V109H198V110L200 111V113H199L198 110H197V111H198V112H197L195 109L192 108L195 112H193V110L191 109V110H192V111L190 110L191 113H188V112H187L186 114L183 115V112H184V111L186 112V110H188V109H187L188 107L191 108ZM202 106H203V107H202ZM227 106H228V107H227ZM237 106H238V107H237ZM120 107H121V106H120ZM122 107H123V106H122ZM122 107H121V108H122ZM124 107H123V108H124ZM143 107H142V108H143ZM172 107H173V108H172ZM229 107H230V108H229ZM236 107H237V108H236ZM260 107H261L262 109H261ZM114 108H117L116 105H115ZM159 108H160V107H159ZM162 108H163V107H162ZM217 108H218V110H216ZM220 108H221V111H224L225 113L221 112V111H220ZM222 108H223V110H222ZM238 108H239V109H238ZM247 108H248V109H247ZM249 108H250V109H249ZM117 109H119V108H117ZM135 109H137V108H135ZM145 109H144V111H145ZM168 109H170L171 111H170V110L168 111ZM131 110H132V109H131ZM133 110H134V109H133ZM140 110H139V112H141ZM176 110H177V112H178V111H179V112H178V113H175ZM256 110H257L258 115H257V113H256ZM260 110H261V111H260ZM134 111H135V110H134ZM134 111H132V112H134ZM172 111H173V113L171 114ZM182 111H183V112H182ZM188 111H189V110H188ZM217 111H218V112H217ZM254 111H255V113H254ZM258 111H259V112H258ZM262 111H263V115H262ZM145 112H146V111H145ZM149 112H148V114H149ZM161 112H162V113H161ZM163 112H164V113H163ZM167 112H168V113H167ZM192 112H193V113H192ZM219 112H221V117H222V114L225 115V114L227 113V115H228L227 117L222 118V119H221V117H220L219 120H220L221 122H217L218 119H216L217 117L219 118V116H218V115H219V114H218ZM166 113H167V119H166V116H165ZM169 113H170V114H169ZM201 113L203 114V116H200ZM216 113H217V114H216ZM253 113H254V114H253ZM134 114H135V113H134ZM137 114H138V111H137ZM141 114H143V110H142ZM141 114H140V115H141ZM148 114L146 113V116H148ZM161 114H162V115H161ZM178 114L180 115V118H182L181 115L185 116V115L188 114L189 119H188V116H187L185 120H184V117H183V120H184L185 122H184L183 120L181 121V119H180L178 116H176V115H178ZM192 114H193V115H192ZM214 114L217 115L216 118H215V120L213 119V118H214ZM259 114H261V115H260L261 117L259 116ZM131 115L133 116V114H131ZM140 115H139V116H140ZM207 115H208V113H207ZM255 115H256V116H255ZM136 116H137V115H136ZM136 116H135V117H136ZM144 116H145V114H144ZM146 116H145V117L142 116L143 119H146ZM174 116L176 117V119L179 120V122H178L179 125H180V124H182V125L179 126V125L176 123L177 120L175 121V117H174ZM205 116H206V115H205ZM250 116H251V117H250ZM133 117H134V116H133ZM137 117H138V116H137ZM154 117H152L151 119L148 118L149 120H148V119H147V120H148L149 122H148L147 120H145L146 122H143V124L147 126V127H146L147 130L149 129V131H146V129H145L147 135H148V133H149V135H150V134H151L150 132H153V130L155 129V125H157V126H158V125H159V126L161 125V124H158V123H160L159 121H157L156 119H155V120L153 119ZM173 117H174V118H173ZM208 117H207V118H208ZM244 117H246V118H244ZM248 117H249L250 119H249ZM140 118H141V116H140ZM140 118H139V119H140ZM171 118H173V119H171ZM205 118H206V117H205ZM211 118H212V119H211ZM253 118H254V119H253ZM257 118H259L260 120L262 119L261 123H259V120H258ZM143 119H141V120H143ZM191 119H192V120H191ZM242 119H244V120H242ZM152 120H154L155 122L152 121ZM164 120H165V121H164ZM197 120H198V121H197ZM239 120H240L241 122L246 121V123H247V127H248V125H249L250 128L248 127L249 129L245 130L244 128H247V127H246V123L244 122L245 125H243ZM256 120H258V121H256ZM132 121L134 122L133 118H132ZM139 121H140V120H139ZM150 121L153 122V123H150ZM188 121H189V123H187ZM214 121H215V123H214ZM236 121H239V125H238V122H236ZM250 121H256V122L259 123V124H256V122H255V124H254V122L252 123V122H250ZM137 122H138V121H137ZM137 122L135 121L134 123L136 124ZM157 122H158V123H157ZM180 122H181V123H180ZM203 122H204V120L202 121V123H203ZM211 122H213V123H211ZM216 122H217V123H216ZM235 122L237 123V129H238V130L241 131L242 129H244L245 131L243 130L242 133H241L240 131H238V130L236 129V125H235L236 123H235ZM249 122H250V124H249ZM145 123H148V124H145ZM168 123H167V124H168ZM171 123H169V124H171ZM195 123L191 126V130H192V127H193V126H195V129H196L197 131H198V128H199V130H200V129H201V128H200V127H201L200 124H202V123H200V124H195ZM240 123H241L243 126H242ZM139 124H140V123H139ZM151 124H155V125H154V128L150 130V128L153 127V125H151ZM163 124H166V123H163ZM176 124H177L178 127H177V126H174V125H176ZM189 124H190V125H189ZM215 124H216V125H215ZM252 124H254V125H256V126L253 125L254 127L251 128ZM141 125H142V123H141ZM141 125H139V126H141ZM150 125H151L152 127H151ZM206 125H207V126H206ZM214 125H215V126H214ZM218 125H219V126H218ZM148 126H150V128H148ZM170 126H171V125H170ZM187 126H188V128H187ZM199 126H200V127H199ZM205 126H206V127H205ZM217 126H218V127H217ZM240 126H241V127H240ZM141 127H142V126H141ZM141 127H140V128H141ZM160 127H161V129H162V126H160ZM176 127H177V128H176ZM185 127H186V128H185ZM208 127H210V128H208ZM214 127H216V128H214ZM163 128H164V127H163ZM168 128H169V127H168ZM234 128H235V129H234ZM141 129L143 130V128H141ZM159 129H160V128H159ZM159 129H158V130H159ZM173 129H172V130H173ZM189 129H190V128H189ZM189 129H188V131H189ZM193 129H194V127H193ZM204 129H201V134H202V133L205 134V133L207 132V131L205 132ZM163 130H164V129H162V131H163ZM196 130H194V131H196ZM202 130H203V131H202ZM254 130H253V131H254ZM155 131H156V129L154 130V132H155ZM160 131H161V130H160ZM165 131H166V130H165ZM178 131H176V132H178ZM194 131L192 130V131L188 132V133L190 134V136H189V135H187V136H189L190 138H188L186 135H184V137H186L185 139H186L187 141H189V143H191L190 140H193V138H194V139H195V140H194L195 142H194V144H193V143H192V144H193L194 146H197V147L199 148L200 145H202V144L198 143V139H199V138L197 139V141H196V138L198 137L197 134H200V133H198V132L196 131V134H194V133H193ZM231 131H233V132L235 131V133H237V134H235V133H233V132L231 133ZM147 132H148V133H147ZM167 132H168V131H167ZM229 132H230L231 134H229ZM239 132H240V134H239ZM251 132H252V130H251ZM251 132H250V133H251ZM144 133H145V132H144ZM158 133H159V132H158ZM164 133H165V132H164ZM179 133H180V131H179ZM248 133H249V132H248ZM250 133H249V134H250ZM159 134H160V133H159ZM192 134H193L194 136L197 135V137L195 138ZM207 134H208V135H207ZM214 134H212V135L214 136ZM226 134H227V135H226ZM228 134L231 136V137L229 136V137L231 138V140L229 139ZM151 135H153V134H151ZM154 135H155V134H154ZM191 135H192V139H191ZM212 135H210L209 132L206 133V136L208 137L207 139H209V141L212 140V139L210 140V138L212 137ZM244 135H245V134H242V135H241L242 137L239 136V137H240L239 140H241V144H240V145H242V143H243L242 140H244V139H243V138H244V137H243ZM73 136H74V135L72 134V137H73ZM201 136H202V135H201ZM204 136H205V135H204ZM206 136H205V139H206ZM219 136L217 135L216 137L219 139V138H220ZM235 136H236L238 139H235V138H236ZM246 136H247V138L249 137V135H247V134H246ZM70 137H71V136H70ZM155 137H156V136H155ZM157 137H158V136H157ZM181 137H183V135H182ZM181 137H179V139H180ZM209 137H210V138H209ZM233 137H235V138H233ZM203 138H204V137H203ZM73 139L75 140V137H73ZM181 139H182V138H181ZM185 139H184V140H185ZM188 139H189V140H188ZM207 139L205 140V141H206V144H205L206 146H207V144H209V143H207V142H208ZM215 139H216V138H215ZM215 139H214V140H215ZM221 139L219 140L220 143H221ZM233 139H234V141H233ZM76 140H77V139H76ZM203 140H204V139H203ZM222 140H223V139H222ZM229 140H230V141H229ZM71 141H73V140H71ZM71 141H70V142H71ZM181 141H182V140H181ZM212 141H213V140H212ZM68 142H69V141H68ZM68 142H66V143H68ZM70 142H69V144H71ZM74 142H75V141H74ZM74 142H73V144L75 145ZM77 142H78V141H76V144L78 145ZM214 142H215V141H214ZM217 142H218V141H217V139H216V144H215V145H217L218 147H217V146H216V147L219 148V146H221V144L218 145L219 142H218V144H217ZM227 142H228V143H227ZM232 142H231V144H232ZM235 142L238 143L239 141H235ZM235 142H234V143H235ZM179 143H180V142H179ZM183 143H184V141H183ZM195 143H196V145H195ZM203 143H205V142H203ZM237 143H236V144H237ZM1 144H2V143H1ZM1 144H0V146H1ZM187 144H188V142H187ZM199 144H200V145H199ZM211 144H213V143L211 142ZM211 144H210V146H211ZM225 144H226L227 146H226ZM228 144H229V145H228ZM236 144H235V145H236ZM2 145H3V144H2ZM77 145H75L74 147L76 148ZM240 145H239V146H240ZM72 146H73V145H72ZM194 146H193V147H194ZM203 146H204V144H203ZM231 146H234V145L232 144V145L229 146V148L233 149ZM236 146H238V144H237ZM74 147H73V148H74ZM179 147H180V146H179ZM182 147H183V146H182ZM197 147H196V148H197ZM216 147H215V148H216ZM1 148H2V147H1ZM184 148H185V147H184ZM189 148H190V146L188 147V150H189ZM196 148H195V149H196ZM198 148H197V149H198ZM215 148H213V149L216 150ZM222 148H223V146H221V148H220L219 150H221ZM229 148H228V149H229ZM3 149H5V148H3ZM176 149H178V148H176ZM185 149H186V151H187V148H185ZM201 149H202V147H201ZM204 149H205V146H204ZM213 149H212V150H213ZM234 149H235V148H234ZM178 150H179V149H178ZM190 150H191V149H190ZM190 150H189V151H190ZM199 150H200V148H199ZM208 150H209V147H208ZM214 150H213V153H214ZM217 150H218V149H217ZM5 151H8V153H9V150H5ZM184 151H185V150H184ZM189 151H187V152H189ZM201 151H202V150H201ZM179 152H180V150H179ZM179 152H178V153H179ZM190 152H191V151H190ZM193 152H194V151H193ZM193 152H192V153H193ZM202 152H203V151H202ZM218 152H219V151H218ZM8 153H5V154H6V157H4L5 155H4V156L2 155V157H0V158H1L0 160L3 162V163H2V162L0 161L1 166H2V164L4 165L5 163H6L5 165H8V167H9V166H12V165H10V164H12V162H13V160H14V157H13V160L9 161L10 159H12V157L10 158V157L7 155ZM10 153H11V152H10ZM180 153H181V156H185V155L187 154V153L185 152V155H183L184 153L182 154V150H181ZM180 153H179V154H180ZM200 153H201V152H200ZM208 153H209V151H208ZM213 153H212V155H213ZM190 154H191V153H190ZM190 154H188V155H190ZM204 154H205V153H204ZM204 154L202 153L201 155L204 156ZM210 154H211V151H210L209 154H207V155L205 154V157L209 155V156H208V159H209L210 156L212 157V155H210ZM218 154H220V152L217 153V155H218ZM214 155H215V154H214ZM0 156H1V155H0ZM181 156H180V157H181ZM203 156H202V157H203ZM20 157H22V156H20ZM186 157H187V156H186ZM211 157H210V158H211ZM8 158H9V159H8ZM184 158H185V157H184ZM4 159H5V160H4ZM20 159H21V158H20ZM24 159H25V157L23 156V160H24ZM3 160H4V161H3ZM6 160H7V161H6ZM21 160H22V159H21ZM17 161H18V160H17V158L15 157V162L17 163ZM35 161L37 162V160H35ZM23 162H24V163H23L24 166L28 167V166L26 165V162H27V161H23ZM28 162H29V161H28ZM16 163H15V165H14L15 168H17V167H16ZM21 163H22V162H21ZM21 163L18 164V166H19L20 168L24 167V166H21ZM34 163H35V162H34ZM34 163H33V164H34ZM37 163H38V162H37ZM41 163H42V162H41ZM13 164H14V163H13ZM30 164H31V163H30ZM28 165H29V164H28ZM36 165H37V164H36ZM41 165L43 166V163H42ZM1 166H0V167H1ZM33 166H35V165H33ZM33 166H32V165H29V167H31L32 172L35 170V167H33ZM37 166H38V165H37ZM3 167H4V166H3ZM14 167H13V168H14ZM29 167H28V168H29ZM9 168H10V167H9ZM20 168L17 169V173L19 172ZM39 168H40V167H39ZM48 168H49V167H46V171H47L46 176L48 175V171H49ZM4 169H5V168H3L2 170H4ZM10 169H11V168H10ZM44 169H45V165H44ZM50 169H51V168H50ZM56 169H57V168H56ZM56 169H55V171H56ZM5 170H7V168H6ZM24 170H26V168H25ZM28 170H30V169H28ZM28 170H27V172H28ZM31 170H30V172H31ZM39 170H40V172H39V174H38L39 176L36 175V177H35V176H33V177H35V178H37V180L39 179V181H41V179L44 177V176H42V175H43V172H45V170L43 171V168L38 169V171H39ZM8 171H9V170H8ZM8 171H7L6 173H8ZM12 171H13V169H12ZM20 171L23 172V169H21ZM50 171H52V169H51ZM50 171H49V172H50ZM53 171H54V170H53ZM4 172H5V171H4ZM14 172H16V170H15ZM27 172H26V173H27ZM32 172H31V173H32ZM36 172H37V171H36ZM56 172H57V171H56ZM59 172H60V170H59ZM61 172H62L63 174L66 175V180H68V181L70 182V184H71V180H72V178H74V177H73L72 175H70V176H72V178L69 180L70 177L67 176V174H66L67 172H63V171H61ZM61 172H60V173H61ZM6 173H5V174H6ZM11 173H12V172H11ZM41 173H42V175H41ZM1 174H2V173H1ZM20 174H21V173H20ZM23 174H25V173H23ZM27 174H28V173H27ZM27 174H25V175H27ZM35 174H36V173H35ZM44 174H45V173H44ZM53 174H54V172H53ZM63 174H62V177H60L61 180L63 179ZM3 175H4V174H3ZM3 175H2V177H3ZM8 175L10 176L9 173H8ZM16 175H17V174H16ZM32 175H33V173H32ZM13 176H15V175H13ZM22 176H23V175H22ZM28 176H30V174H29ZM54 176H56V175H54ZM4 177H6V175H5ZM4 177H3V178H4ZM15 177H16V176H15ZM17 177H19V176H17ZM30 177H31V176H30ZM30 177H29V178H30ZM33 177H32V178H33ZM47 177H48V176H47ZM47 177H44L43 179H46ZM51 177H53V176H51ZM9 178H10V177H9ZM32 178H31V179H32ZM40 178H41V179H40ZM56 178H58V174H57V177H56ZM60 178H59V179H55V177H54V180H57V181H53L52 178L50 179V177H48L47 180H46L47 182L52 180L51 183H50V182L47 183L48 185H49V184H52V187H55V186H54V184H55V185H56L55 189H58V188H59V191H60V194H61L60 199H57V200H58V203H59V200L61 201V202H60L61 205H58L59 207L62 206V204H64L65 202H67L66 200L71 201L70 199H71L72 197H70L69 195L72 194L71 191L73 190V187H74V186H73L74 181H72V186L70 187V190H71V191L68 190L69 195H67V196H69L70 199H66V200L63 199V197L66 196V195H65V196L63 195V196H62V194H64V192H65V190L63 191V187H66V186H67V182H66L65 180L63 181V182L65 183V186H64V184H62L63 182H60V181H59V183H60V184H59V183H58V180H60ZM64 178H65V177H64ZM6 179H7V181H8V177H7ZM6 179H5V180H6ZM13 179H14V177H13ZM13 179H12V180H13ZM23 179H24V178H23ZM23 179H21V180H23ZM25 179H26V177H25ZM31 179H28L27 181H29V180H31ZM43 179H42V180H43ZM14 180H16V179H14ZM14 180H13V181H14ZM32 180H33V179H32ZM74 180H75V179H74ZM16 181H17V180H16ZM16 181H14L12 184H14V185H15V184H19V181H17L18 183H15ZM39 181H38V182H39ZM2 182H4V181L2 180ZM10 182H12V181H10ZM21 182H22V181H21ZM21 182H20V183H21ZM25 182H26V180H25ZM25 182H24V183H25ZM31 182H32V181H31ZM34 182H35V181H33V183H34ZM52 182H54V183H52ZM5 183H7V182H5ZM8 183H9V182H8ZM24 183H23V184H24ZM45 183H46V182H45ZM75 183H76V181H75ZM78 183H79V181H78ZM12 184H11L9 187L12 188V187H13ZM27 184H28V182H27ZM35 184H36V183H35ZM57 184H58V185H57ZM70 184H68V187L70 186ZM3 185H5V184H3ZM28 185H29V184H28ZM31 185H33V184L31 183ZM39 185H40V183H39ZM74 185H75V184H74ZM0 186H1V185H0ZM7 186H8V185H7ZM7 186H6V187H7ZM16 186H17V185H16ZM25 186H26V183H25ZM36 186H37V185H36ZM40 186H41V185H40ZM43 186H44V183H43ZM46 186H47V185H46ZM46 186H45L44 188H46ZM49 186H50V185H49ZM59 186H62V188H60ZM75 186H77V185H75ZM80 186H81V184H80ZM80 186H79V188H80ZM82 186H85V185L82 184ZM3 187H5V186H1L0 189L3 188ZM17 187H18V186H17ZM19 187H20V185H19ZM23 187H24V185H23ZM26 187H28V186H26ZM50 187H51V186H50ZM50 187H49V188H50ZM57 187H58V188H57ZM77 187H78V186H77ZM14 188H15V187H14ZM14 188H13V189H14ZM20 188H21V187H20ZM74 188H75V187H74ZM5 189H6V188H5ZM5 189H4V190H5ZM16 189H17V188H16ZM16 189H15V190H16ZM28 189H29V190L32 189V186H31V187L29 186V188H27V190H28ZM33 189H34V188H33ZM33 189L30 190L31 193H28V194H33V193H34V192H33ZM36 189H37V188H35V190H36ZM42 189H43V188H42ZM55 189H54V188H53V189L51 188V189H49V190L52 191L51 193H53ZM61 189H62V192H61ZM76 189H77V188H76ZM76 189H75V190H76ZM4 190H2V191H0V192H1V193L3 192V194H4V195L6 196V198H7L8 193H7V195H6V192H7V191L4 192ZM7 190H8V189H7ZM17 190H19V189H17ZM17 190H16V192H17ZM22 190L25 191L26 188H22ZM22 190L20 189L19 191L22 192ZM35 190H34V191H35ZM40 190H41V189H40ZM46 190L48 191V188H47ZM80 190H81V188H80ZM84 190H85V189H84ZM87 190H88V187H87ZM87 190H85L84 193H86ZM11 191H12V190H11ZM42 191H44V190H42ZM57 191H58V190H57ZM57 191H55V192H57ZM77 191H78V189H77ZM77 191H74L73 193H75V192L77 193ZM89 191H92V190H89ZM13 192H14V191H13ZM28 192H29V191H28ZM66 192H67V191H66ZM66 192H65V193H66ZM11 193H12V192H11ZM11 193H10V191H9V194H11ZM22 193H23V192H22ZM25 193H27V192H25ZM35 193H36V191H35ZM35 193H34L33 195H31V196H29L28 194H26L27 197L29 196V197H28L29 199L25 197L24 193H23L24 198H22L23 196L20 195V193H19V195L22 196V197L16 198L15 196H17L18 194L15 193V194H17V195H15V196L13 195V197H11V198L14 199V197H15V199H16L19 203H17V202H16V204L11 203V200L9 201L8 198H7V200L5 199L6 201L3 203V205H5L6 202L8 203V206L11 205V209H10V210H11V211H10L11 213H12V211H14L15 209L17 210V206L20 207V208H18V209H21L22 207L25 206V207L23 208L24 210L21 209V212H22V213H21V212H20V213L23 214L22 216H24V214H27V216H29V218H30V221H31V220H32V221H31V223L28 221V223H29V224H28V223H27V220H28V219H25V218L23 219V217L20 218V215H18L19 213H17V217H16V218H17V219L19 218L20 222L24 221V222L20 223V222L15 218L14 224H15V225H17V224H19V223L21 224V225L19 224V225H20L19 227H18V225H17V226H15V225L13 226V227H14V230H15L17 233L19 232V234H20V236H19V234H17L14 230H11L13 227H11L10 229H7V228H9L7 225H9V226H10V225H13L11 222L14 220V218H13V220H11V218L14 216L13 213H15L16 210L12 213V215H13L12 217H11L10 212H9V213L7 212V214H9V216H5L4 218H6V217H11V218H9V220H8V218H6V219H7V221H6L3 217H2V219H0V220H3V221H4V222H3V221H0V222H1L0 224H4V225H5V227H4V225H0L1 227H4V229L8 230V232H10V230H11V231H14V232H12V234L14 233L13 236L10 235V234H7V233H5V234H6V235H5V234H4V229L0 227V230H1V231H0V254L2 253L3 250H6V254H7V256L9 257V253H10V259H12V260H8V257L5 255V256L7 257V259H6V260L4 259V261H3V257H5V256H4L3 254H1V255H3V257H0V258H1L0 261L2 260L1 264H2V263H3V264H12L14 261H15L14 264H75V263H71V262L73 261L74 256L77 257V256H76V253H78V249H80V248H76L77 250H75V249H74L75 245H73V242H75V241L73 240V236H74V238H77V237L75 236L76 234H74V233H75L74 231H76V230L73 229V228L71 229L70 227H72V226H69V225H68L69 227L67 226L66 223H68V222H67L66 219L64 218V215L70 214V213H67V211H68V209H69V212H70L71 207H72V209L74 210V212H75V211H76V212L79 211L78 214L80 213V210L78 209V207L76 208V206L79 205V204H78V200H80V198L78 199L76 195H73L74 198H72V200H73L72 202H73V204H75L74 207H73L72 205L69 206V208L66 207V204H67V203H65V205H63V206H65L66 208H68V209L65 208V209H66V213H65L64 215H63V213H62L63 210L59 209V211H58V208H59L58 206H56L57 209H55L56 207H55V208L53 207L54 210H56V211H58V212L60 213V214L58 215V212H53V211H52V209H51L52 205H51V207H50V205L47 204V203H49V202H46V201H45L46 198H45V197L43 198V197H42L43 195H42V196L39 195L40 193L37 191L36 196H35ZM93 193H94V191H93ZM46 194H47V193H46ZM54 194H55V193H54ZM57 194H58V193H57ZM57 194L54 195L56 198H57V196H56ZM77 194L79 195V193H77ZM80 194H81V192H80ZM87 194H88V192H87ZM19 195H18V196H19ZM37 195L40 196V199L38 198ZM50 195H51V194H50ZM58 195H59V194H58ZM92 195H93V194H92ZM94 195H95V194H94ZM94 195H93V196H94ZM2 196H3V195H1V198H2ZM10 196H12V195H10ZM10 196H9V197H10ZM34 196H35V197H34ZM46 196H47V195H46ZM48 196H49V195H48ZM52 196H53V195H52ZM36 197L38 198V200L36 199ZM41 197H42V198H41ZM49 197H50V196H49ZM55 197H53V198H55ZM78 197H80V196H78ZM82 197H83V196H82ZM82 197H81V198H82ZM84 197H85V195H84ZM1 198H0V200H1ZM3 198H4V196H3ZM3 198H2V199H3ZM20 198H22V200H23V199H26V200H27V202H26V200L23 201V202H24V206H23V202L20 201ZM31 198H32V199H35V200H30ZM58 198H59V197H58ZM66 198H67V197H66ZM93 198H94V197H93ZM95 198H97V197L95 196ZM95 198H94V199H95ZM102 198H104V197H102ZM102 198H101L100 196L97 198V199H99V200L97 201V203H99V204H98L99 208L101 207L100 202L103 203V201H101ZM41 199H42V200H41ZM49 199H50V200H47V201H51V197H50ZM61 199H63V200H61ZM74 199H75L76 201H75ZM86 199H88V198H86ZM104 199H105V198H104ZM39 200H40V201H39ZM43 200H44V201H43ZM55 200H56V199H55ZM92 200H93V199H92ZM102 200H103V199H102ZM1 201H2V200H1ZM12 201H13V200H12ZM36 201H37V202H36ZM95 201H96V200H95ZM14 202H15V201H14ZM20 202H22V204H20ZM25 202H26V204L30 205V207H29V206H26V205H25ZM32 202L34 203V205L32 204ZM38 202H40L42 205H41L40 203H38ZM43 202H46V203H43ZM56 202H57V201H56ZM72 202H70L69 204H72ZM87 202H88V201H87ZM93 202H94V201H93ZM29 203H30V204H29ZM37 203H38V204H37ZM85 203H86V202L84 201L83 204H85ZM91 203H92V201H91ZM91 203H90V204H91ZM94 203H96V202H94ZM97 203H96V204H97ZM107 203H108V202H107L106 199H105V201H104L103 204L106 205ZM0 204H1V202H0ZM12 204H14V205H12ZM39 204H40L41 206H40ZM50 204H53V201H52V203L50 202ZM69 204H67V206H68ZM3 205L1 204V206H3ZM31 205H33V206H32L33 210H35V211H37V212H34V211L32 212V211H31V210H32V209H30V208H31ZM93 205H94V204H93ZM6 206H7V204H6ZM85 206H86V205H85ZM87 206H88V205H87ZM87 206H86V207H87ZM98 206H97V207H98ZM108 206H109V203H108ZM108 206L106 205V208H107ZM12 207H14V210H13ZM26 207H29V210H30L31 212L28 211V208H26ZM79 207H80V205H79ZM81 207H84V206H81ZM88 207H89V206H88ZM88 207H87V208H88ZM92 207H93V206L89 207V208H91L90 210H92ZM97 207H96V205H95V207H94L93 209L96 208L95 211L98 210V214H97V215H99V214H101L102 212H100V210H99ZM8 208H10V206H9ZM47 208H49V209H47ZM62 208H63V207H62ZM75 208H76L77 210H75ZM87 208H84V209L86 210ZM6 209H7V207H6ZM46 209H47L48 211H47ZM50 209H51V210H50ZM101 209H102L103 213H104V211L107 210V209H105V206L101 207ZM111 209H112V208H109L110 211L107 210L108 212H106V213H104V214H105L106 216H107L109 213L112 214ZM0 210H1V208H0ZM2 210H3V209H2ZM49 210H50V211H49ZM85 210H83V213L81 212V213L84 214V215H85ZM114 210H115V209H114ZM6 211H7V210H6ZM17 211H19V210H17ZM61 211H62V212H61ZM64 211H65V210H64ZM81 211H82V209H81ZM88 211H89V210H88ZM88 211H86V212H88ZM95 211H94V212L91 211V213L96 214ZM116 211H117V210H115L114 212H116ZM44 212H45V213H44ZM72 212H73V211H71V215H72V217H73L74 215L72 214ZM74 212H73V213H74ZM76 212H75V213H76ZM114 212H113V213H114ZM118 212H119V211H117L116 214L119 215ZM35 213H36V214H37V213H39V214L43 213V214L41 215L42 217L44 216L43 219H42V218L40 219L41 216H40V215H37V216H39V217H37V220H36V221L38 222V219L40 220V222H42V221L45 220V221H44V222H46L45 226L42 225V227L44 226V228H45V230H46V231H44V232H47V231H48L47 229H49V228L52 226V225H51L50 227H49V226L47 227V224H48L49 221H50L49 224H54V225H55V223H56L55 221H57V224H58L59 226H60L59 223H61V224L63 225V228H62L63 230H60V229H59V226H58L57 228H56V226H55L56 230L58 229L57 232L55 231V233H54V232L52 231V233H54V234H52L51 236L49 235V236L52 238V239L50 238V240L52 241L51 243H53V244H51L50 242H48V241H49V238H48V237H47L48 240H46V239H47L46 236H47L49 233H47V235H46L45 237H42V238H44L43 240L46 242V246H45V244L43 243L44 241H43V242L40 241V238H41L42 235L40 236V234H39V237H38V233L41 232V231H39V230L36 229L37 231H39V232L37 233V236H36L34 233H32V231L34 230V229L32 230V226H33L32 223L35 224L34 227H36V228L38 227V229H40V230L43 229V230H44V228H39V227H40V224H43V222L40 223V224H38L39 226L36 225L37 222H36V223L33 222V220H35L34 218H36ZM91 213L88 212V214H91ZM0 214H3V211L0 212ZM29 214H30V215H29ZM78 214H77V216H78ZM86 214H87V213H86ZM94 214H93V215H94ZM116 214H112V217H110L111 215H110V216H107V217H109V218L111 219L110 221L112 222V220H113V221L115 220V215H116ZM60 215H61V216H60ZM71 215H69V216L67 215V217H70L69 220H68V219H67V220L69 221L70 224H71V222H72V224L74 225V222H75V221L72 220ZM105 215H104V217H105ZM3 216H4V215H3ZM15 216H16V214H15ZM15 216H14V217H15ZM80 216H81V215H80ZM86 216H89V215H86ZM86 216H85V217H86ZM116 216H117V215H116ZM32 217H34V218L32 219ZM65 217H66V216H65ZM67 217H66V218H67ZM100 217H101V216H100ZM100 217H99V220H101ZM104 217H103V219H104ZM0 218H1V217H0ZM74 218H75V220H76V216H75ZM80 218H81V217H80ZM87 218L89 219V217H87ZM90 218H91V217H90ZM92 218H93V217H92ZM92 218H91V219H92ZM95 218L97 219V216H96V217L94 216V220H95ZM105 218H106V217H105ZM47 219H48V221H47ZM70 219H71V221H70ZM78 219H79V218H78ZM82 219H83V216H82ZM82 219H79V221H80V220L82 221ZM85 219H86V218H85ZM88 219H86V220H88ZM107 219H108V218H107ZM107 219H104V220H107ZM52 220H54V221H52ZM86 220H85V222H86ZM99 220H98V221L96 220V221H97L96 224L99 223ZM104 220H103V221H104ZM116 220L119 221L120 219H116ZM9 221H10V222H9ZM16 221H18V222L15 223ZM89 221H91L92 224H90L89 222H88V223H89L90 225L93 226V225H94V224H93L94 221H93V220H90V219H89ZM110 221H108V222H110ZM121 221H122V220H121ZM5 222H6L7 225L5 224ZM51 222H53V223H51ZM77 222H78V221H77ZM105 222L107 223V221H105ZM119 222H120V221H119ZM119 222H118V223H119ZM81 223H82V222H81ZM81 223H80V224H81ZM83 223H84V222H83ZM101 223H102V221H101ZM112 223H113V222H112ZM23 224H26V230H27V231L32 230V231H31L32 234H29L30 236L28 235V233L25 234V232H22L23 229H20L21 226H22V228H23V226H24ZM57 224H56V225H57ZM76 224H77V223H76ZM78 224H79V223H78ZM78 224H77V226H78ZM99 224H100V223H99ZM102 224H103V223H102ZM114 224H115V223H114ZM29 225H31V227H30ZM86 225H87V224H85V226H86ZM97 225H98V224H97ZM117 225H118V224L116 223V226H117ZM6 226H7V228H6ZM28 226H29V228L27 229ZM66 226H67L68 228H67ZM77 226H76V227H77ZM82 226H83V224H82ZM88 226H89V225H88ZM100 226H101V224H100L98 227H100ZM104 226H105V224H104ZM116 226L114 227V230H116ZM15 227H17L18 229L15 228ZM46 227H47V229H46ZM80 227H81V225H80ZM90 227H91V226H90ZM90 227H89V228H90ZM98 227L95 226V227H94V230H95L96 228H98ZM110 227H111V226H110ZM24 228H25V226H24ZM64 228H65V230H64ZM77 228H79V227H77ZM77 228H76V229H77ZM81 228H84V227H81ZM105 228H106V226L103 227V229H104L103 232H104V233H105ZM2 229H3V230H2ZM50 229L53 230L52 228H50ZM50 229H49V230H50ZM66 229H71V231L73 230V232H74V233H73V236H71V237L69 238V237H68L69 235H68V236H66L67 234L64 235L65 233H68V234H69V232H70L69 230H68L69 232H67ZM84 229H86V228H84ZM87 229H88V227H87ZM108 229H109V228H108ZM26 230H24V231H26ZM36 230H35V231H36ZM51 230H50V231H51ZM77 230H79V229H77ZM81 230H82V229H81ZM90 230H91V229H90ZM100 230H101V229H100ZM111 230H112V229H111ZM37 231H36V232H37ZM58 231H59V232H58ZM83 231H84V230H83ZM85 231L87 232V230H85ZM96 231H97V230H96ZM96 231L94 232V231L92 230V232L95 233V235H93V236L90 235V234H91V233H90L91 231L89 232V233H90L89 235L91 236V237H90V236H89V237L92 239V241L95 239V236H96V235L99 236V234H100V233L97 234L98 232H96ZM101 231H102V230H101ZM107 231H108V230H106V232H107ZM5 232H6V231H5ZM20 232H21L22 234H21ZM42 232H43V231H42ZM77 232H78V231H76V233H77ZM99 232H100V231H99ZM108 232H109V231H108ZM113 232H114V231H113ZM113 232H112V233H113ZM15 233H16V234H15ZM29 233H30V231H29ZM1 234H2L4 237H6V238H4ZM41 234H44V233H41ZM77 234H78V233H77ZM81 234H83V233H81ZM84 234H85V233H84ZM86 234H87V233H86ZM92 234H93V233H92ZM105 234H106V233H105ZM105 234H104V236H105ZM16 235H17L18 237H17ZM24 235H25V237H24ZM27 235H28V236H27ZM44 235H45V234H44ZM79 235H80V234H79ZM112 235H113V234H111V236H112ZM9 236H10V237H9ZM21 236H22V237H21ZM80 236H81V235H80ZM82 236H84V235H82ZM87 236H88V234H87ZM98 236H96V238H97ZM104 236H103V238L105 239V241H107V240H106L107 238L111 237V236H108V237H104ZM106 236H107V234H106ZM113 236L115 237L116 234L113 235ZM113 236H112V237H113ZM16 237H17V238H16ZM28 237H29V238H28ZM32 237H33V239H32ZM100 237H101V236H100ZM112 237H111V238H112ZM114 237H113L112 239L115 240V242H116L117 240H119V242H120L121 240H123V238H122V239L119 238V239L116 240V239H114ZM7 238H8V239H7ZM21 238L23 239L22 241H21ZM26 238H27V239H26ZM35 238H37V239H35ZM45 238H46V239H45ZM71 238H72V239H71ZM86 238H87V237H86ZM86 238H85V240H86ZM90 238H87V240H89ZM103 238H99V239L104 240ZM111 238H109L110 241L112 240ZM115 238H116V237H115ZM14 239H15L16 241H15ZM34 239H35V242H34ZM70 239H71L72 242L70 241ZM80 239H81V238H80ZM91 239H90V240H91ZM99 239L97 238V239H95V240L98 241ZM124 239H125V238H124ZM12 240L14 241V243L12 242ZM75 240H76V239H75ZM77 240H78V239H77ZM87 240H86V243L83 244L84 246H85L86 244L89 245V243H88ZM90 240H89V241H90ZM95 240H94V241H95ZM102 240H101V243L103 242ZM9 241H10V242H9ZM20 241H21V243H20ZM37 241H40V242H37ZM68 241H69V243H71L70 245H69ZM97 241H96V242H97ZM126 241H127V240H126ZM58 242H61V245H59ZM76 242H77V241H76ZM76 242H75V243H76ZM81 242H82V241H81ZM83 242H84V240H83ZM112 242H114V241H112ZM117 242H118V241H117ZM117 242L115 243L116 246H114V248L116 247V248L118 249L119 246L117 245ZM48 243H50V244L53 246V247L51 246V248H50L51 250H48L50 246H49L48 248H46V247L48 246V245H47ZM66 243H68V244H66ZM78 243H79V242H78ZM78 243L76 244V245H77L76 247H79V246L81 247L82 244L79 245ZM90 243H91V242H90ZM94 243H95V242H94ZM94 243H93V244H94ZM101 243L98 241V243H97L98 246H103V244L100 245ZM104 243H105V242H104ZM121 243H122V241H121L119 244H121ZM23 244H24V245H23ZM50 244H49V245H50ZM106 244H107V242H106ZM113 244H114V243H113ZM126 244H128V243H126ZM66 245H68L69 250L71 249L70 247H72L71 251L68 252V250H66V251L69 253V255H73V252H76V251H77L76 253H74V254H75L74 256H71V257H70L69 255H67L68 253H64L65 249H63V247L66 248V247H67ZM78 245H79V246H78ZM87 245H86L85 247H87ZM90 245H91V244H90ZM108 245H110V243L107 244V247H104V246H106V245L104 244L103 247H104V248H108ZM128 245H129V244H128ZM96 246H97V245H96ZM122 246H123V243H122ZM93 247H94V245H93ZM103 247H102V248H103ZM109 247H110V246H109ZM111 247H112V245H111ZM124 247H127V246L125 245V243H124ZM91 248H92V247H91ZM91 248H90V249H91ZM100 248H101V247H100ZM100 248H99V249H100ZM122 248H123V247H122ZM122 248H120V249H122ZM60 249H61V250H60ZM73 249H74L75 251H74ZM88 249H89V247H88ZM88 249H86V250H88ZM93 249H94V248H93ZM120 249H119V250H120ZM127 249H128V247H127ZM127 249H126V250H127ZM8 250H9V253H8ZM52 250H53V251H52ZM63 250H64V251H63ZM83 250H84V249H83ZM83 250H82V251H83ZM96 250H97V248H95L94 253H93L92 250H89L88 252H84V253H87V254H88V253H89V254L92 253L93 255H91L90 258L93 260V259L95 258L94 256L96 255L95 252L98 251V250H97V251H96ZM105 250H106V249H105ZM107 250H108V249H107ZM109 250H112V249H109ZM119 250H118V251H119ZM122 250H123V249H122ZM122 250H121V251H122ZM130 250H131V249H130V247H129V252H132V251H130ZM72 251H73V252H72ZM84 251H85V250H84ZM113 251H114V250H113ZM113 251H111V252H113ZM116 251H117V250H116ZM116 251H115V252H116ZM121 251H119V252H121ZM124 251H125V250H123L122 252H124ZM127 251H128V250H127ZM79 252H81V251H79ZM105 252H106V251H105ZM107 252H108V251H107ZM119 252H117L118 255H119ZM122 252H121V253H122ZM129 252H128V255H129ZM3 253L5 254L4 251H3ZM84 253H83V254H84ZM99 253H100V251H99ZM99 253H98V254H99ZM101 253H103V252L101 251ZM132 253H133V252H132ZM79 254H80V253H79ZM89 254H88V256H86V257L89 258ZM105 254H108V253H105ZM105 254H104V256H105ZM114 254H116V253H114ZM114 254H113V255H114ZM134 254H136V252H134L133 255H134ZM137 254H139V253L137 252ZM137 254H136V255H137ZM140 254H141V252H140ZM142 254H143V253H142ZM142 254H141L140 256H143V257L147 258V260H148V257H146L144 254H143V255H142ZM1 255H0V256H1ZM80 255H81V254H80ZM80 255H78L79 258H80ZM100 255H101V254H100ZM102 255H103V254H102ZM123 255H124V253H123ZM128 255L126 254V256H123V257H125L126 259H128ZM136 255H134L135 257L132 256L131 258L133 259V257H134V259H136V260L140 259V258L138 257L139 255H138V256H136ZM11 256H13V257H11ZM81 256H84V255H81ZM97 256H98V255H97ZM104 256H103V258L105 259ZM129 256H130V255H129ZM6 257H5V258H6ZM86 257H85V259H86ZM107 257H108V256H107ZM110 257H111V258H110ZM110 257H109V258L112 259V257H117V256H111V255H110ZM136 257H138V258H136ZM143 257H141V258H143ZM13 258H14V259H13ZM69 258L71 259L70 261H69ZM72 258H73V259H72ZM79 258H78V259H79ZM90 258H89V259H90ZM96 258H98V260H101V259H102V257H101V259H100L99 257H96ZM117 258H119V256H118ZM131 258H129V259L131 260ZM145 258H143L142 260H144ZM81 259H82V258H80V260H81ZM89 259H86V260H88V263L90 262ZM119 259H120V260L117 259L116 261H117V263L120 264V262H121V260H123V258L121 257V258H119ZM149 259H150V258H149ZM7 260H8L9 262H8ZM13 260H14V261H13ZM74 260H75L74 262H76V259H74ZM83 260H84V259H83ZM83 260H81V262H82ZM86 260H85V261H86ZM94 260H95V259H94ZM102 260H103V259H102ZM106 260H107V259H106ZM106 260L104 261L105 263H106ZM108 260H109V259H108ZM112 260H113V259H112ZM130 260H128V261L130 262ZM136 260H135V261H136ZM145 260H146V259H145ZM145 260H144V261H145ZM11 261H12V262H11ZM124 261H125V259H124ZM128 261H127V262H128ZM139 261L141 262V260H139ZM139 261L136 262V263L139 264V263H140ZM144 261H142V262L144 263ZM10 262H11V263H10ZM96 262H97V260L95 261V263H96ZM100 262H101V261H100ZM104 262H103V264H104ZM109 262H110V261H108V263H109ZM112 262H113V264H116V262H115V263H114V261H112ZM125 262H126V261H125ZM125 262H124V263H125ZM127 262H126V263H127ZM129 262H128V263H129ZM151 262H152V261H151ZM151 262L147 261L146 263H147V264H148V263L150 264ZM78 263L80 264L79 260H78ZM82 263H83V262H82ZM82 263H81V264H82ZM88 263H86V264H88ZM92 263H93V262H92ZM92 263H91V264H92ZM108 263H107V264H108ZM124 263H123V264H124ZM132 263L134 264L135 262L132 261ZM132 263H131V264H132ZM76 264H77V263H76ZM100 264H101V263H100ZM111 264H112V263H111ZM151 264H153V262H152Z\"/></svg>",
    "mask_w": 264,
    "mask_h": 264
}]
</instances>
